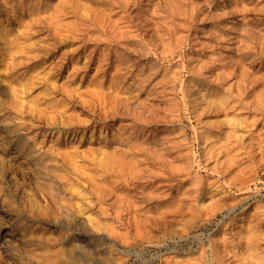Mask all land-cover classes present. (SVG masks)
<instances>
[{
	"label": "rangeland",
	"instance_id": "374dc122",
	"mask_svg": "<svg viewBox=\"0 0 264 264\" xmlns=\"http://www.w3.org/2000/svg\"><path fill=\"white\" fill-rule=\"evenodd\" d=\"M36 1L35 0H29V1L28 0H13L12 2V0H8V1L0 0L1 2L0 3V9H1L0 10V19H1L0 20V28H1L0 29V44L2 43L0 45V54H1L0 55V64H1L0 65L1 67L0 68V79H1L0 80V96L2 97V98L0 97V105L2 103V105L0 106V112L2 111L0 113V139L2 138L0 140V232H1L0 233L1 235L0 236V264H113V263L115 264H118V263L119 264H161V263L162 264H174V261H178V260L180 262L178 261L175 264H182L183 262L184 263L186 262L187 264H194V263L195 264H210V263L211 264H216V263L222 264L223 262L224 264H227V263L228 264L230 263L232 264L233 263L234 264H248V263L249 264H257V263L260 264V261L262 264H264V261H263L264 260V255H263L264 254V235H263L264 233L263 231L264 229V209H263L264 208V155H263L264 154V151H263L264 150L263 149L264 148V141H263L264 140L263 138L264 137V126H263L264 125V113H263L264 103L262 104L263 105L262 107H259L258 104L255 102V100L259 101L260 97H263L262 98L263 101L261 100L260 101L264 102V94L263 92L260 93V89L262 88L263 83H264V76H263L264 75L263 73L264 72V53H263L264 51L262 52V50L264 49V42H263L264 41V19H263L264 18V13H263L264 12V2H263L264 0H256V1L255 0H242V1L241 0H229V1L228 0H210L209 2L208 0H205L206 2H204V0L202 1L201 0H198V1L197 0H180L181 2H179V0H169V1L168 0L166 1L165 0L163 1L161 0L160 1L159 0H156V1L154 0H132V1L131 0H110V1L109 0H99V1L98 0H76L78 2H75V0H72V1L67 0L70 3V5L68 4L66 0H65L66 2L64 0H48V1L47 0H41V1L36 0ZM236 4H238V7ZM80 5L82 7H80ZM90 5L92 7H90ZM207 5L209 6V8L207 7ZM230 5H232V7L234 5V7L232 8ZM257 6L259 9L256 8ZM21 8H23L24 11L21 10ZM54 8H56L57 10ZM146 8L148 9L150 8V9L148 10ZM153 8H154V11L152 10ZM172 8L173 10H171ZM223 8H224V11L222 10ZM54 10L58 12L57 13L53 12ZM200 10H202V12ZM139 11L142 13H140ZM185 13L187 14V16ZM44 14L45 15L47 14V15L45 16ZM34 15L36 18L34 17ZM50 15H52L54 18ZM154 15L156 16V18L154 17ZM32 16L34 18H32ZM47 16L49 17V19ZM159 18H161V20ZM25 19H27V22ZM115 19L118 21H116ZM207 19L209 20L207 21ZM257 20H259L260 22ZM23 21H24V24H23ZM43 21H45V23H43ZM28 23H30L31 25ZM61 24H64V26ZM27 25H30V26H27ZM89 25L90 27H88ZM118 25L120 26L121 29L119 28ZM63 27L65 28L63 29ZM45 28L47 30H45ZM9 29H11L12 31L11 30L9 31ZM104 29L106 32L104 31ZM168 29L170 30L168 31ZM66 31L70 32V34ZM90 31H92L93 33H91ZM221 31L223 32L224 35L220 33ZM241 31L243 32L241 33ZM20 32H22V34L24 35H22ZM94 33L95 34L97 33V35H94ZM60 34L63 36H61ZM74 34L77 36H75ZM4 36H6L5 37L6 39L4 38ZM212 36H214L215 38ZM239 36H240V39H239ZM30 37L33 39V41ZM237 41L239 42V44ZM20 44L22 45L24 44V45L22 46ZM164 44L166 45L164 46ZM233 46H235V49ZM3 47L5 48L3 49ZM20 48L23 50H21ZM88 50H90L91 53ZM213 50L216 52H214ZM230 52H232L233 55ZM28 53H29L30 60H28L29 59ZM11 54L13 55L12 57H11ZM104 54L105 56H103ZM229 54L231 55L229 56ZM240 56H242V58ZM85 57H88V58H85ZM103 57H105V60ZM229 57H231L232 59ZM84 58L86 60H84ZM14 59L16 60V62H13L15 61ZM37 59H39V61ZM121 59L124 61H122ZM236 59H239L238 62ZM253 60L254 61L256 60V61L254 62ZM87 61L89 62V64ZM99 61H101V63ZM221 61H224V62L226 61V62L224 63ZM229 61L230 62L232 61L233 63H230ZM19 62L20 64H18ZM58 62H60V64ZM152 63L153 64L156 63V65H153ZM9 65L12 68L14 66L16 68L14 67L12 69ZM157 65L158 67H156ZM205 65H208L209 67L208 66L206 67ZM96 67H98V69ZM47 68L49 69L47 70ZM93 69L94 70L96 69V71L98 72H95V71L93 72ZM107 69L109 70L107 71ZM248 69L251 72H249ZM210 70L213 72H211ZM216 70L218 73L216 72ZM127 71L130 73V75ZM203 71L205 72V74ZM23 72L25 73L23 74ZM214 72L216 75L214 74ZM29 73L32 75V77ZM68 73H69V76H68ZM80 73H83V74H80ZM36 75L39 76L38 79ZM114 75H116V77ZM219 75L221 77H219ZM255 75H257L258 78ZM242 76L243 78H240ZM91 78H92V81H91ZM111 78L112 79L114 78L115 80L113 79L114 81H112ZM210 78L214 82L210 80ZM40 80L42 81L40 82ZM228 80H230L229 81L230 84L227 82ZM83 81L86 82L87 84L84 83ZM190 81H192V83H190ZM251 81L252 82L254 81L255 84L254 82L252 83ZM259 81H260V84H258ZM23 82H25V84ZM59 84L61 87L58 86ZM81 84H84V85H81ZM241 84H242V87H241ZM76 85H77V88H75ZM190 85L193 87H191ZM52 86L54 88H52ZM56 86H58L59 88ZM101 86H104V87H101ZM108 86H109V89H108ZM238 87H240V89ZM46 88L48 90H46ZM105 88H107L108 90L106 91ZM44 90H45L44 93L41 92ZM208 90H210V92ZM256 90H259V91H256ZM46 92L49 94H47ZM68 92L70 94H68ZM109 93H112V94H109ZM239 93H242V94L238 95ZM13 94H15L16 96ZM74 94H77L78 96ZM91 95H93V97H91ZM208 95L209 97H207ZM26 96L29 98H27ZM31 96L35 98V102H34V98L33 100H31L32 99ZM88 96L90 97V99ZM116 96H118V98H116ZM37 97H40V98H37ZM226 97H228L229 99ZM238 97L241 99H239ZM114 98H116V101L113 100ZM233 99L234 101H232ZM49 100L51 101L49 102ZM9 101H11L10 104L8 103ZM72 101L73 102L75 101V102L73 103ZM211 101L214 104L211 103ZM249 101L250 103H248ZM252 101L255 102V104H253ZM60 102L63 104H60ZM6 103L8 104V106L10 105L11 106L8 107ZM26 103L28 104L26 105ZM36 103H38L39 105ZM230 103L232 104L234 103V104L232 105ZM18 104H21L22 106ZM32 104L34 107L32 106ZM50 104L52 105V107ZM107 104L109 105V107L107 106ZM112 104L115 107L114 106L112 107ZM202 105L203 106L205 105V107H203ZM252 105L256 108L253 109ZM44 106L46 107V109L44 108ZM219 106H224L225 107V109L223 108L224 111L222 107L220 108ZM101 107L103 108V110ZM217 107H219V109ZM51 108L53 111L51 110ZM114 108L116 109V111ZM122 108L123 110H121ZM124 108L126 109V111ZM18 110L22 112L21 115H20L21 112L18 113L19 112ZM104 110H105V113H104ZM107 110L109 112H107ZM10 111L11 112L13 111V113H11ZM63 111L66 113H63ZM114 112L116 114H114ZM30 113L31 115H29ZM133 114H135L136 116ZM246 114H249V115H246ZM35 115H36V118H35ZM66 115H69V116H66ZM16 116L19 118H17ZM28 116H29V119H28ZM50 116L51 118H48ZM62 117L64 118L62 119ZM87 118L89 119V122ZM247 118L248 119L250 118V120H248ZM79 120H81V122ZM55 121L56 123H54ZM127 121H129V123ZM77 122L79 125H77ZM97 122L99 123L98 125H97ZM32 123H33V126H32ZM51 123L52 125H50ZM117 124L120 125L121 127L118 126ZM27 126H30V127H27ZM110 126H111V129H110ZM137 126L138 128H136ZM223 128L224 129L226 128V130H224ZM117 129L119 132L117 131ZM124 132L128 134L129 136L126 135ZM225 133L226 135H224ZM113 134L115 135L118 134V136H114ZM54 136H56L57 138L56 137L53 138ZM120 137L122 138L120 139ZM224 137H226V139ZM57 139L59 140V142ZM249 140H252L250 141L252 143H250ZM220 142H222L223 144ZM114 143L116 145H113ZM124 143L127 145L126 147ZM224 143L225 144L228 143L227 146ZM74 144L76 146H74ZM87 144L90 147L87 146ZM244 144L246 145L244 146ZM117 145H120V146H117ZM140 145L141 146L143 145L144 148L143 146L141 147ZM157 145H159L160 150H158L159 148H157L158 147ZM250 145L251 147H253L252 150L250 149L251 148ZM110 146L111 148H114V149H111ZM221 146L223 147L221 148ZM80 147L84 148V150L81 149ZM134 147L137 149H134ZM237 148L238 150H235ZM96 149H99L100 152L103 151L102 152L103 155L100 154L99 151ZM215 149L216 151H213ZM225 149L228 151H223ZM80 151H84V152H80ZM242 151H244V153ZM93 152H94V155H93ZM112 153H114L115 155ZM225 154L227 155V157ZM239 154L240 155L243 154V155L240 156ZM257 154H259L260 156ZM131 155L132 156L134 155L135 157L131 158ZM156 155L158 156L157 158H156ZM160 155L162 156V158ZM34 156L37 158H35ZM121 156H123L124 158ZM107 157L109 158L108 160H107ZM118 157L119 159H117ZM230 157L231 159H229ZM92 159L94 160L97 159V160L94 161ZM235 159H237L238 162L237 160L235 161ZM226 161L228 163L232 162V164L233 163L234 164L236 163V164L235 166L232 164L226 165L227 163ZM107 162H110L111 164L109 163L105 165V163ZM244 163L246 164V166ZM112 164H113V169H111ZM129 164H130V167H129ZM223 164H225L226 166ZM6 165L9 167H7ZM248 167L250 168L248 169ZM158 168H160L159 171H158ZM229 168L230 170L227 171ZM235 172L237 173L238 176L236 175ZM241 172H243V174H240ZM246 172L247 174H245L244 176V173ZM118 173L121 174L122 176L124 175V177L121 176L122 177L121 178ZM133 175H136V177ZM248 179L250 180L248 181ZM242 180L244 182H242ZM110 181H113V182H110ZM118 181L120 182V184L118 183ZM163 182H165V184ZM134 183L136 185H134ZM140 195L142 196L140 197ZM97 197H99V199ZM140 199L141 200L143 199V200L141 201ZM137 205L140 207H138ZM176 205L178 206L174 207ZM229 207L231 208L229 209ZM191 208H193L192 209L193 211L191 210ZM134 210H137V211L134 212ZM143 212L145 214H143ZM128 214L130 215V217ZM131 215L132 217H134V219L131 218ZM240 216H242L243 218L239 219ZM123 220L124 221L126 220L125 224ZM226 225H228V228ZM249 230L256 233L255 234L257 235L256 238H258L259 241L261 242H259L257 239V241L259 242L258 243L254 239L253 241H251L252 243L248 245L249 239H246V237L250 234ZM125 232L126 234H124ZM130 233L132 234V236ZM245 233L246 234L248 233V234L246 235ZM225 234L226 236H224ZM130 237H132V239ZM212 237H214V240L211 239ZM236 237L238 238L237 239L238 241L236 240ZM216 239H218V241ZM208 240L211 242L209 243ZM215 240H216V243H215ZM213 243L215 246L213 245ZM254 244H256V246ZM211 245L213 246L211 247ZM134 246L136 248H134ZM248 246H250L251 248H249ZM254 247H256L257 249ZM214 248H215V251H214ZM244 248L245 250H243ZM259 249L261 251L263 249L262 253ZM249 250L252 251V253ZM253 250H255V253H253L254 252ZM257 250L260 252H258ZM231 251H234V253ZM218 252H220L218 256H220L221 259H223L224 261L219 259V257L217 256ZM226 252H230L231 254L230 253L227 254ZM136 254L139 256H137ZM198 254L201 255V258L199 257L200 255ZM232 255L234 258L233 260L231 258ZM234 256H236V258ZM168 257H170L171 259ZM173 257L176 260L173 259ZM229 257L231 261L230 259H228ZM248 257H251L252 259ZM253 257L255 258L254 261H253ZM197 258L199 262H197L198 261ZM189 259H192V261H190ZM256 259L260 261L257 262ZM242 260H244L245 262L244 261L242 262ZM165 261H167V263H165Z\"/></svg>",
	"mask_w": 264,
	"mask_h": 264
},
{
	"label": "bare ground",
	"instance_id": "6f19581e",
	"mask_svg": "<svg viewBox=\"0 0 264 264\" xmlns=\"http://www.w3.org/2000/svg\"><path fill=\"white\" fill-rule=\"evenodd\" d=\"M7 1H8V0H7ZM28 1H29V0H28ZM35 1H36V0H35ZM40 1H41V0H40ZM47 1H48V0H47ZM64 1H65V0H64ZM66 1H67V0H66ZM66 1H65V2H66ZM71 1H72V0H71ZM98 1H99V0H98ZM109 1H110V0H109ZM131 1H132V0H131ZM154 1H156V0H154ZM159 1H160V0H159ZM161 1H163V0H161ZM165 1H166V0H165ZM165 1H164V2H165ZM168 1H169V0H168ZM168 1H167V3H168ZM197 1H198V0H197ZM201 1H202V0H201ZM209 1H210V0H208V2H209ZM228 1H229V0H228ZM241 1H242V0H241ZM255 1H256V0H255ZM12 2H13V0H12ZM12 2H11V3H12ZM31 2H32V1H31ZM36 2H37V1H36ZM67 2H68V1H67ZM75 2H78V1L75 0ZM100 2H101V1H100ZM125 2H126V1H125ZM127 2H128V1H127ZM179 2H181V1L179 0ZM204 2H206V1L204 0ZM244 2H245V1H244ZM263 2H264V1H263ZM0 3H1V2H0ZM17 3H18V2H17ZM40 3H41V2H40ZM42 3H43V2H42ZM52 3H53V2H52ZM72 3H73V2H72ZM72 3H71V4H72ZM82 3H83V2H82ZM84 3H85V2H84ZM110 3H111V2H110ZM171 3H173V2H171ZM175 3H176V2H175ZM175 3H174V4H175ZM185 3H186V2H185ZM218 3H219V2H218ZM222 3H223V2H222ZM250 3H251V2H250ZM2 4H3V3H2ZM22 4H23V3H22ZM58 4H59V3H58ZM68 4L70 5L69 2H68ZM88 4H89V3H88ZM106 4H107V3H106ZM128 4H129V3H128ZM142 4H143V3H142ZM165 4H166V3H165ZM181 4H182V3H181ZM197 4H198V3H197ZM206 4H207V3H206ZM232 4H233V2H232ZM245 4H246V3H245ZM252 4H253V3H252ZM257 4H258V3H257ZM25 5H26V4H25ZM29 5H30V4H29ZM32 5H34V4H32ZM74 5H75V4H74ZM74 5H73V6H74ZM77 5H78V3H77ZM77 5H76V6H77ZM81 5H82V4H81ZM81 5H80V7H82ZM147 5H148V4H147ZM176 5H177V4H176ZM185 5H186V4H185ZM195 5H196V4H195ZM195 5H193V6H195ZM198 5H199V4H198ZM200 5H201V4H200ZM203 5H204V4H203ZM216 5H217V4H216ZM236 5H237V7H238V4H236ZM243 5H244V4H243ZM243 5H242V6H243ZM247 5H248V4H247ZM11 6H12V5H11ZM37 6H38V5H37ZM43 6H44V4H43ZM52 6H53V5H52ZM52 6H51V8H52ZM88 6H89V5H88ZM120 6H121V4H120ZM148 6H149V5H148ZM171 6H172V5H171ZM196 6H197V5H196ZM230 6L232 7V5H230ZM242 6H241V7H242ZM4 7H5V6H4ZM12 7H13V6H12ZM20 7H21V6H20ZM32 7H33V6H32ZM90 7H92V6L90 5ZM96 7H97V6H96ZM106 7H107V6H106ZM110 7H111V6H110ZM141 7H142V6H141ZM150 7H151V6H150ZM164 7H165V6H164ZM169 7H170V6H169ZM186 7H187V6H186ZM207 7L209 8L208 5H207ZM207 7H205V8H207ZM226 7H227V6H226ZM231 7H230V8H231ZM233 7H234V5H233ZM233 7H232V8H233ZM30 8H31V7H30ZM36 8H37V7H36ZM36 8H35V10H36ZM41 8H42V7H41ZM48 8H49V7H48ZM62 8H63V7H62ZM87 8H89V7H87ZM98 8H99V7H98ZM114 8H115V7H114ZM123 8H124V7H123ZM131 8H132V7H131ZM144 8H145V7H144ZM156 8H157V7H156ZM156 8H155V9H156ZM159 8H160V7H159ZM170 8H171V7H170ZM210 8H211V7H210ZM221 8H222V6H221ZM221 8H220V9H221ZM235 8H236V7H235ZM248 8H249V6H248ZM251 8H252V7H251ZM256 8H258V6H257ZM262 8H263V7H262ZM9 9H10V8H9ZM12 9H13V8H12ZM15 9H16V8H15ZM45 9H47V8H45ZM54 9H56V8H54ZM76 9H77V7H76ZM107 9H108V8H107ZM119 9H120V8H119ZM146 9H148V8H146ZM149 9H150V8H149ZM149 9H148V10H149ZM161 9H162V8H161ZM168 9H169V8H168ZM184 9H185V8H184ZM196 9H197V7H196ZM214 9H215V8H214ZM228 9H229V8H228ZM237 9H238V8H237ZM258 9H259V8H258ZM0 10H1V9H0ZM5 10H6V9H5ZM7 10H8V9H7ZM21 10H23V8H21ZM33 10H34V8H33ZM40 10H42V9H40ZM51 10H53V9H51ZM56 10H57V9H56ZM56 10H54L53 12H56V13H57L58 11H56ZM58 10H59V9H58ZM65 10H67V9H65ZM65 10H64V11H65ZM113 10H114V9H113ZM152 10L154 11V8H153ZM163 10H164V9H163ZM171 10H173V8H172ZM185 10H186V9H185ZM222 10L224 11V8H223ZM234 10H235V9H234ZM17 11H18V10H17ZM23 11H24V10H23ZM61 11H62V10H61ZM79 11H80V10H79ZM81 11H83V10H81ZM87 11H88V10H87ZM91 11H92V10H91ZM98 11H99V10H98ZM123 11H124V10H123ZM146 11H147V10H146ZM155 11H156V10H155ZM190 11H191V10H190ZM193 11H194V10H193ZM200 11L202 12V10H200ZM200 11H198V12H200ZM206 11H207V10H206ZM209 11H211V10H209ZM237 11H238V10H237ZM248 11H249V10H248ZM39 12H40V11H39ZM85 12H86V11H85ZM96 12H97V11H96ZM118 12H119V11H118ZM127 12H129V11H127ZM139 12H140V11H139ZM147 12H148V11H147ZM161 12H162V11H161ZM181 12H182V11H181ZM203 12H204V11H203ZM239 12H240V11H239ZM241 12H242V11H241ZM11 13H12V12H11ZM14 13H15V11H14ZM48 13H49V12H48ZM59 13H60V12H59ZM59 13H58V14H59ZM63 13H64V12H63ZM75 13H76V12H75ZM92 13H93V12H92ZM109 13H110V12H109ZM109 13H108V14H109ZM134 13H135V12H134ZM136 13H137V12H136ZM140 13H142V12H140ZM155 13H156V12H155ZM165 13H166V12H165ZM192 13H193V12H192ZM204 13H205V12H204ZM235 13H236V12H235ZM247 13H248V12H247ZM263 13H264V12H263ZM263 13H262V14H263ZM53 14H54V13H53ZM77 14H78V13H77ZM118 14H119V13H118ZM118 14H117V15H118ZM145 14H146V13H145ZM169 14H170V13H169ZM180 14H181V13H180ZM185 14H186V13H185ZM185 14H184V15H185ZM201 14H202V13H201ZM208 14H210V13H208ZM244 14H245V13H244ZM11 15H12V14H11ZM22 15H23V14H22ZM42 15H43V14H42ZM44 15H45V14H44ZM46 15H47V14H46ZM46 15H45V16H46ZM56 15H57V14H56ZM65 15H66V14H65ZM72 15H73V14H72ZM74 15H75V14H74ZM81 15H82V14H81ZM88 15H89V14H88ZM105 15H106V13H105ZM110 15H111V14H110ZM126 15H127V14H126ZM132 15H133V14H132ZM147 15H148V14H147ZM165 15H166V14H165ZM198 15H199V14H198ZM202 15H203V14H202ZM214 15H215V14H214ZM222 15H223V14H222ZM232 15H233V14H232ZM238 15H239V14H238ZM250 15H251V14H250ZM13 16H14V15H13ZM40 16H41V15H40ZM45 16H44V17H45ZM50 16H52V15H50ZM57 16H58V15H57ZM78 16H79V15H78ZM89 16H90V15H89ZM92 16H93V14H92ZM92 16H91V17H92ZM98 16H99V15H98ZM98 16H97V17H98ZM113 16H114V15H113ZM161 16H162V15H161ZM167 16H168V15H167ZM186 16H187V14H186ZM190 16H191V15H190ZM200 16H201V15H200ZM219 16H220V15H219ZM219 16H218V17H219ZM225 16H227V15H225ZM240 16H241V15H240ZM260 16H261V15H260ZM15 17H16V16H15ZM21 17H23V16H21ZM34 17H35V15H34ZM34 17L32 16V18H34ZM38 17H39V16H38ZM38 17H37V19H38ZM47 17H48V16H47ZM52 17H53V16H52ZM58 17H59V16H58ZM66 17H67V16H66ZM75 17H76V16H75ZM109 17H110V16H109ZM123 17H124V16H123ZM125 17H126V16H125ZM139 17H140V16H139ZM154 17L156 18L155 15H154ZM157 17H159V16H157ZM172 17H173V16H172ZM220 17H221V16H220ZM244 17H245V16H244ZM248 17H249V16H248ZM248 17H247V18H248ZM2 18H3V17H2ZM8 18H10V17H8ZM16 18H17V17H16ZM35 18H36V17H35ZM53 18H54V17H53ZM63 18H64V17H63ZM67 18H68V17H67ZM73 18H74V17H73ZM76 18H77V17H76ZM84 18H85V17H84ZM115 18H116V17H115ZM151 18H152V16H151ZM155 18H154V19H155ZM163 18H164V17H163ZM190 18H191V17H190ZM190 18H189V19H190ZM193 18H194V17H193ZM195 18H196V17H195ZM241 18H242V17H241ZM251 18H252V17H251ZM261 18H262V17H261ZM12 19H13V18H12ZM44 19H45V18H44ZM48 19H49V17H48ZM59 19H61V18H59ZM64 19H65V18H64ZM70 19H72V18H70ZM78 19H79V18H78ZM93 19H94V18H93ZM105 19H106V18H105ZM112 19H113V18H112ZM133 19H134V18H133ZM133 19H132V20H133ZM146 19H148V18H146ZM159 19L161 20V18H159ZM166 19H167V17H166ZM205 19H206V17H205ZM222 19H223V18H222ZM263 19H264V18H263ZM0 20H1V19H0ZM25 20H26V22H27V19H25ZM30 20H31V19H30ZM30 20H29V21H30ZM32 20H33V19H32ZM40 20H41V19H40ZM86 20H87V19H86ZM88 20H89V19H88ZM115 20H116V19H115ZM130 20H131V19H130ZM136 20H137V19H136ZM163 20H164V19H163ZM172 20H174V19H172ZM186 20H187V19H186ZM194 20H195V19H194ZM201 20H202V19H201ZM208 20H209V19H207V21H208ZM219 20H220V19H219ZM243 20H245V19H243ZM16 21H17V20H16ZM33 21H34V20H33ZM38 21H39V20H38ZM57 21H58V20H57ZM74 21H75V20H74ZM74 21H72V22H74ZM89 21H90V20H89ZM116 21H118V20H116ZM125 21H126V20H125ZM127 21H128V20H127ZM134 21H135V20H134ZM179 21H180V20H179ZM183 21H184V20H183ZM252 21H253V20H252ZM257 21H259V20H257ZM257 21H256V22H257ZM5 22H6V21H5ZM5 22H4V23H5ZM18 22H19V21H18ZM31 22H32V21H31ZM34 22H35V21H34ZM41 22H42V21H41ZM47 22H49V21H47ZM76 22H77V21H76ZM90 22H91V21H90ZM146 22H147V21H146ZM154 22H155V21H154ZM164 22H165V21H164ZM236 22H237V21H236ZM240 22H241V21H240ZM245 22H247V21H245ZM256 22H255V23H256ZM259 22H260V21H259ZM8 23H9V22H8ZM38 23H39V22H38ZM43 23H45V21H43ZM64 23H65V22H64ZM66 23H67V22H66ZM68 23H69V22H68ZM119 23H120V22H119ZM124 23H125V22H124ZM124 23H123V24H124ZM129 23H131V22H129ZM141 23H142V22H141ZM168 23H169V22H168ZM181 23H182V22H181ZM189 23H190V22H189ZM199 23H200V21H199ZM203 23H204V22H203ZM23 24H24V21H23ZM28 24H30V23H28ZM69 24H70V23H69ZM74 24H75V23H74ZM81 24H82V22H81ZM83 24H85V23H83ZM87 24H88V23H87ZM92 24H93V23H92ZM95 24H96V23H95ZM115 24H116V23H115ZM126 24H127V23H126ZM144 24H145V23H144ZM144 24H143V25H144ZM149 24H150V23H149ZM156 24H157V23H156ZM166 24H167V23H166ZM216 24H217V23H216ZM222 24H223V23H222ZM245 24H246V23H245ZM248 24H249V23H248ZM260 24H261V23H260ZM25 25H26V24H25ZM30 25H31V24H30ZM30 25H27V26H30ZM39 25H40V24H39ZM44 25H45V24H44ZM54 25H55V24H54ZM61 25L64 26V24H61ZM107 25H109V24H107ZM107 25H106V26H107ZM127 25H128V24H127ZM143 25H142V26H143ZM145 25H146V24H145ZM170 25H171V24H170ZM196 25H197V24H196ZM219 25H220V24H219ZM225 25H226V24H225ZM232 25H233V24H232ZM239 25H240V24H239ZM239 25H238V26H239ZM242 25H243V24H242ZM27 26H26V27H27ZM46 26H47V25H46ZM118 26H119V25H118ZM132 26H133V25H132ZM132 26H131V27H132ZM137 26H138V24H137ZM153 26H154V25H153ZM189 26H190V25H189ZM213 26H214V25H213ZM215 26H216V25H215ZM233 26H234V25H233ZM253 26H254V24H253ZM258 26H259V25H258ZM4 27H5V26H4ZM32 27H33V26H32ZM65 27H67V26H65ZM65 27H63V29H64ZM73 27H74V26H73ZM88 27H90V25H89ZM139 27H140V26H139ZM144 27H145V26H144ZM160 27H161V26H160ZM169 27H170V26H169ZM169 27H168V28H169ZM185 27H186V26H185ZM231 27H232V26H231ZM235 27H237V26H235ZM235 27H234V28H235ZM76 28H77V27H76ZM84 28H85V27H84ZM119 28H120V26H119ZM124 28H125V27H124ZM127 28H128V27H127ZM136 28H137V27H136ZM141 28H142V27H141ZM178 28H179V27H178ZM189 28H190V27H189ZM240 28H241V27H240ZM0 29H1V28H0ZM29 29H30V28H29ZM35 29H36V28H35ZM38 29H39V28H38ZM38 29H37V30H38ZM68 29H69V28H68ZM87 29H88V28H87ZM120 29H121V28H120ZM187 29H188V28H187ZM206 29H207V28H206ZM242 29H244V28H242ZM242 29H241V30H242ZM251 29H252V28H251ZM255 29H256V28H255ZM261 29H262V28H261ZM10 30H11V29H9V31H10ZM22 30H23V29H22ZM25 30H26V29H25ZM45 30H47V29L45 28ZM53 30H54V28H53ZM53 30H52V31H53ZM58 30H59V29H58ZM76 30H77V29H76ZM82 30H83V29H82ZM90 30H91V29H90ZM140 30H141V29H140ZM146 30H147V29H146ZM169 30H170V29H168V31H169ZM173 30H174V29H173ZM177 30H178V29H177ZM179 30H180V29H179ZM212 30H213V29H212ZM214 30H215V29H214ZM219 30H220V29H219ZM6 31H7V30H6ZM11 31H12V30H11ZM17 31H18V30H17ZM62 31H64V30H62ZM79 31H80V30H79ZM104 31H105V29H104ZM128 31H129V30H128ZM132 31H133V30H132ZM136 31H137V30H136ZM144 31H145V30H144ZM147 31H148V30H147ZM149 31H151V30H149ZM155 31H156V30H155ZM162 31H163V30H162ZM185 31H187V30H185ZM227 31H228V30H227ZM227 31H225V32H227ZM257 31H258V30H257ZM22 32H23V31H22ZM22 32H20V33L22 34ZM24 32H25V31H24ZM30 32H32V31H30ZM38 32H39V31H38ZM38 32H37V33H38ZM46 32H47V31H46ZM66 32H68V31H66ZM73 32H74V31H73ZM77 32H78V31H77ZM90 32L93 33L92 31H90ZM105 32H106V31H105ZM204 32H205V31H204ZM206 32H207V31H206ZM215 32H216V31H215ZM217 32H218V30H217ZM242 32H243V31H241V33H242ZM5 33H6V32H5ZM59 33H60V32H59ZM68 33L70 34V32H68ZM127 33H128V32H127ZM132 33H133V32H132ZM136 33H137V32H136ZM136 33H135V34H136ZM139 33H140V32H139ZM139 33H138V34H139ZM150 33H151V32H150ZM156 33H157V32H156ZM158 33H159V32H158ZM170 33H171V32H170ZM209 33H210V32H209ZM220 33L223 34L222 31H221ZM260 33H261V32H260ZM52 34H53V33H52ZM81 34H82V33H81ZM81 34H80V35H81ZM159 34H160V33H159ZM178 34H179V33H178ZM183 34H184V33H183ZM226 34H227V33H226ZM243 34H244V33H243ZM247 34H248V33H247ZM250 34H251V33H250ZM1 35H2V34H1ZM6 35H7V34H6ZM11 35H12V34H11ZM22 35H24V34H22ZM27 35H28V34H27ZM40 35H41V34H40ZM50 35H51V33H50ZM60 35H61V34H60ZM74 35H75V34H74ZM90 35H92V34H90ZM94 35H97V33H96V34L94 33ZM133 35H134V34H133ZM141 35H142V34H141ZM144 35H146V34H144ZM167 35H168V34H167ZM180 35H181V33H180ZM207 35H208V34H207ZM223 35H224V34H223ZM230 35H231V34H230ZM234 35H235V34H234ZM240 35H241V34H240ZM244 35H245V34H244ZM29 36H31V35H29ZM33 36H34V35H33ZM61 36H63V35H61ZM64 36H65V35H64ZM75 36H77V35H75ZM101 36H102V35H101ZM134 36H135V35H134ZM136 36H137V35H136ZM152 36H153V35H152ZM225 36H226V35H225ZM227 36H228V35H227ZM242 36H243V35H242ZM2 37H3V36H2ZM5 37H6V36H4V38H5ZM37 37H38V36H37ZM57 37H58V36H57ZM66 37H67V36H66ZM137 37H138V36H137ZM142 37H143V36H142ZM145 37H146V36H145ZM170 37H171V36H170ZM170 37H169V38H170ZM212 37H214V36H212ZM217 37H219V36H217ZM8 38H9V37H8ZM16 38H17V37H16ZM20 38H21V37H20ZM22 38H23V37H22ZM30 38H31V37H30ZM59 38H60V37H59ZM122 38H123V37H122ZM166 38H167V37H166ZM187 38H188V37H187ZM214 38H215V37H214ZM226 38H227V37H226ZM234 38H235V37H234ZM234 38H233V39H234ZM243 38H245V37H243ZM243 38H242V39H243ZM249 38H250V37H249ZM251 38H252V37H251ZM5 39H6V38H5ZM31 39H32V38H31ZM68 39H69V37H68ZM88 39H89V37H88ZM88 39H87V40H88ZM151 39H152V38H151ZM163 39H164V38H163ZM192 39H193V38H192ZM218 39H219V38H218ZM239 39H240V36H239ZM242 39H241V40H242ZM55 40H56V38H55ZM57 40H58V39H57ZM65 40H66V39H65ZM95 40H96V39H95ZM121 40H122V39H121ZM167 40H168V39H167ZM200 40H201V39H200ZM247 40H248V39H247ZM2 41H3V40H2ZM7 41H8V39H7ZM20 41H21V40H20ZM20 41H18V42H20ZM32 41H33V39H32ZM62 41H63V40H62ZM78 41H79V40H78ZM122 41H123V40H122ZM165 41H166V40H165ZM176 41H177V40H176ZM198 41H199V40H198ZM232 41H233V40H232ZM232 41H231V42H232ZM3 42H4V41H3ZM26 42H27V41H26ZM74 42H75V41H74ZM83 42H84V41H83ZM88 42H89V41H88ZM126 42H127V41H126ZM195 42H196V41H195ZM195 42H194V43H195ZM209 42H210V41H209ZM217 42H218V41H217ZM237 42H238V41H237ZM244 42H245V41H244ZM263 42H264V41H263ZM8 43H9V42H8ZM8 43H7V45H8ZM30 43H31V42H30ZM33 43H34V42H33ZM96 43H97V41H96ZM104 43H105V42H104ZM136 43H137V41H136ZM189 43H190V42H189ZM214 43H215V42H214ZM226 43H227V42H226ZM246 43H247V42H246ZM252 43H253V42H252ZM260 43H261V42H260ZM1 44H2V43H1ZM1 44H0V45H1ZM12 44H13V43H12ZM26 44H27V43H26ZM26 44H25V45H26ZM34 44H35V43H34ZM34 44H33V45H34ZM40 44H41V43H40ZM71 44H72V43H71ZM77 44H78V43H77ZM120 44H121V43H120ZM124 44H125V42H124ZM127 44H128V43H127ZM170 44H172V43H170ZM211 44H212V43H211ZM222 44H223V43H222ZM229 44H230V42H229ZM235 44H237V43H235ZM238 44H239V42H238ZM242 44H243V42H242ZM256 44H257V43H256ZM20 45H22V44H20ZM23 45H24V44H23ZM23 45H22V46H23ZM75 45H76V44H75ZM75 45H74V46H75ZM121 45H122V44H121ZM142 45H143V44H142ZM147 45H149V44H147ZM165 45H166V44H164V46H165ZM191 45H192V44H191ZM216 45H217V43H216ZM225 45H226V44H225ZM247 45H248V44H247ZM254 45H255V44H254ZM254 45H253V46H254ZM259 45H260V44H259ZM3 46H4V45H3ZM41 46H42V45H41ZM65 46H66V45H65ZM74 46H73V47H74ZM99 46H100V45H99ZM110 46H111V45H110ZM126 46H127V45H126ZM167 46H168V45H167ZM202 46H203V45H202ZM231 46H232V45H231ZM57 47H58V46H57ZM63 47H64V46H63ZM77 47H78V46H77ZM93 47H94V46H93ZM105 47H106V46H105ZM115 47H116V46H115ZM132 47H133V46H132ZM132 47H131V48H132ZM135 47H136V46H135ZM179 47H181V46H179ZM215 47H216V46H215ZM223 47H224V46H223ZM233 47H234V49H235V46H233ZM244 47H245V46H244ZM259 47H260V46H259ZM4 48H5V47H3V49H4ZM10 48H11V47H10ZM22 48H23V47H22ZM69 48H70V47H69ZM75 48H76V47H75ZM96 48H97V47H96ZM142 48H143V47H142ZM199 48H200V47H199ZM218 48H219V47H218ZM247 48H248V47H247ZM254 48H255V47H254ZM257 48H258V46H257ZM20 49H21V48H20ZM28 49H29V48H28ZM37 49H38V48H37ZM89 49H90V48H89ZM91 49H92V48H91ZM103 49H104V48H103ZM112 49H113V48H112ZM117 49H118V48H117ZM134 49H136V48H134ZM203 49H204V48H203ZM205 49H206V48H205ZM226 49H227V48H226ZM226 49H225V50H226ZM248 49H249V48H248ZM252 49H253V48H252ZM16 50H17V49H16ZM21 50H23V49H21ZM34 50H35V49H34ZM60 50H61V49H60ZM92 50H93V49H92ZM92 50H91V51H92ZM110 50H111V49H110ZM197 50H198V49H197ZM201 50H202V49H201ZM241 50H242V49H241ZM259 50H260V48H259ZM261 50H262V49H261ZM4 51H5V50H4ZM4 51H3V52H4ZM8 51H9V50H8ZM24 51H25V50H24ZM28 51H29V50H28ZM28 51H27V52H28ZM36 51H37V50H36ZM44 51H45V50H44ZM46 51H47V50H46ZM64 51H65V49H64ZM74 51H75V49H74ZM79 51H80V50H79ZM88 51L90 52V50H88ZM98 51H99V50H98ZM115 51H116V49H115ZM118 51H119V50H118ZM120 51H121V50H120ZM145 51H146V50H145ZM213 51H214V50H213ZM220 51H221V50H220ZM220 51H219V52H220ZM229 51H230V50H229ZM237 51H239V50H237ZM263 51H264V49L262 50V52H263ZM12 52H13V51H12ZM19 52H20V51H19ZM37 52H38V51H37ZM41 52H42V51H41ZM71 52H72V51H71ZM101 52H102V51H101ZM107 52H108V51H107ZM123 52H124V51H123ZM210 52H211V51H210ZM214 52H216V51H214ZM249 52H250V51H249ZM9 53H10V52H9ZM17 53H18V52H17ZM21 53H22V52H21ZM21 53H20V54H21ZM58 53H59V52H58ZM73 53H74V52H73ZM79 53H80V52H79ZM87 53H88V52H87ZM90 53H91V52H90ZM230 53L232 54V52H230ZM236 53H238V52H236ZM245 53H246V51H245ZM263 53H264V52H263ZM26 54H27V53H26ZM56 54H57V53H56ZM71 54H72V53H71ZM83 54H84V53H83ZM92 54H93V53H92ZM101 54H103V53H101ZM107 54H108V53H107ZM226 54H227V53H226ZM231 54H229V56H230ZM240 54H241V53H240ZM250 54H251V53H250ZM255 54H256V52H255ZM0 55H1V54H0ZM6 55H7V54H6ZM43 55H44V54H43ZM67 55H68V54H67ZM81 55H82V54H81ZM89 55H90V54H89ZM95 55H96V54H95ZM111 55H112V54H111ZM116 55H117V54H116ZM118 55H119V54H118ZM127 55H128V54H127ZM196 55H197V54H196ZM215 55H217V54H215ZM232 55H233V54H232ZM12 56H13V55L11 54V57H12ZM26 56H27V55H26ZM38 56H39V55H38ZM53 56H54V55H53ZM59 56H61V55H59ZM74 56H76V55H74ZM103 56H105V54H104ZM114 56H115V54H114ZM224 56H226V55H224ZM224 56H223V58H224ZM247 56H248V55H247ZM8 57H9V56H8ZM19 57H20V56H19ZM24 57H25V56H24ZM28 57H29V53H28ZM41 57H42V56H41ZM57 57H58V56H57ZM63 57H64V56H63ZM72 57H73V56H72ZM90 57H91V56H90ZM98 57H99V56H98ZM101 57H102V56H101ZM108 57H109V56H108ZM117 57H118V56H117ZM117 57H116V58H117ZM202 57H203V56H202ZM205 57H206V56H205ZM214 57H215V56H214ZM238 57H239V56H238ZM240 57L242 58V56H240ZM262 57H263V55H262ZM9 58H10V57H9ZM34 58H35V57H34ZM85 58H88V57H85ZM85 58H84V60H86ZM96 58H97V57H96ZM103 58H104V60H105V57H103ZM145 58H147V57H145ZM200 58H201V57H200ZM212 58H213V57H212ZM229 58H231V57H229ZM236 58H237V57H236ZM39 59H40V58H39ZM39 59H37V60L39 61ZM56 59H57V58H56ZM60 59H61V58H60ZM82 59H83V58H82ZM89 59H90V58H89ZM89 59H88V60H89ZM106 59H107V58H106ZM122 59H123V58H122ZM122 59H121V60H122ZM135 59H136V58H135ZM140 59H141V58H140ZM204 59H205V58H204ZM204 59H203V61H204ZM210 59H211V57H210ZM231 59H232V58H231ZM254 59H255V58H254ZM14 60H15V59H14ZM28 60H30V57H29ZM75 60H76V59H75ZM100 60H101V59H100ZM112 60H113V59H112ZM118 60H119V58H118ZM207 60H208V59H207ZM236 60H237V62H238L239 59H236ZM245 60H246V58H245ZM21 61H22V60H21ZM21 61H20V62H21ZM23 61H24V60H23ZM35 61H36V60H35ZM44 61H45V60H44ZM53 61H54V60H53ZM93 61H94V60H93ZM97 61H98V60H97ZM122 61H124V60H122ZM131 61H132V60H131ZM142 61H143V60H142ZM210 61H211V60H210ZM218 61H219V60H218ZM232 61H233V60H232ZM232 61H231V62L229 61V62H230V63H233L234 61H233V62H232ZM241 61H242V60H241ZM241 61H240V62H241ZM253 61H254V60H253ZM255 61H256V60H255ZM255 61H254V62H255ZM261 61H262V59H261ZM4 62H5V61H4ZM8 62H9V61H8ZM10 62H11V61H10ZM13 62H16V60L13 61ZM20 62H19L18 64H20ZM27 62H28V61H27ZM50 62H51V61H50ZM61 62H62V61H61ZM79 62H80V61H79ZM82 62H83V61H82ZM85 62H86V61H85ZM85 62H84V63H85ZM87 62H88V61H87ZM90 62H91V61H90ZM99 62L101 63V61H99ZM106 62H107V60H106ZM112 62H113V61H112ZM119 62H120V61H119ZM127 62H128V61H127ZM133 62H134V61H133ZM161 62H162V61H161ZM198 62H199V61H198ZM216 62H217V61H216ZM216 62H214V63H216ZM221 62H224V61H221ZM225 62H226V61H225ZM225 62H224V63H225ZM235 62H236V61H235ZM251 62H252V61H251ZM254 62H253V63H254ZM2 63H3V62H2ZM56 63H57V61H56ZM58 63L60 64V62H58ZM77 63H78V62H77ZM84 63H82V64H84ZM95 63H97V62H95ZM134 63H135V62H134ZM134 63H133V64H134ZM201 63H202V61H201ZM203 63H204V62H203ZM206 63H207V62H206ZM230 63H229V64H230ZM253 63H252V64H253ZM3 64H4V63H3ZM6 64H7V63H6ZM88 64H89V62H88ZM142 64H143V63H142ZM152 64H153V63H152ZM157 64H158V63H157ZM159 64H160V63H159ZM235 64H236V63H235ZM235 64H234V65H235ZM239 64H240V63H239ZM239 64H237V65H239ZM246 64H247V63H246ZM249 64H250V63H249ZM259 64H260V63H259ZM0 65H1V64H0ZM11 65H12V63H11ZM27 65H28V64H27ZM31 65H32V64H31ZM31 65H30V66H31ZM48 65H49V63H48ZM53 65H54V64H53ZM56 65H57V64H56ZM64 65H65V64H64ZM64 65H63V66H64ZM73 65H74V64H73ZM73 65H72V66H73ZM91 65H92V64H91ZM97 65H98V64H97ZM97 65H96V66H97ZM100 65H101V64H100ZM100 65H99V66H100ZM102 65H103V63H102ZM121 65H122V64H121ZM124 65H125V64H124ZM128 65H129V64H128ZM143 65H144V64H143ZM149 65H150V64H149ZM153 65H156V63H154ZM153 65H152V66H153ZM213 65H214V64H213ZM220 65H221V64H220ZM7 66H8V65H7ZM9 66H10V65H9ZM19 66H20V65H19ZM77 66H78V65H77ZM84 66H85V65H84ZM115 66H116V65H115ZM132 66H133V65H132ZM144 66H145V65H144ZM170 66H171V65H170ZM192 66H193V64H192ZM198 66H199V65H198ZM200 66H201V65H200ZM205 66L207 67L208 65H205ZM250 66H251V65H250ZM255 66H256V65H255ZM257 66H258V65H257ZM10 67H11V66H10ZM14 67H15V66H14ZM14 67H13V68H14ZM32 67H33V66H32ZM82 67H83V66H82ZM93 67H94V66H93ZM101 67H102V66H101ZM116 67H117V66H116ZM140 67H141V66H140ZM140 67H139V68H140ZM156 67H158V65H157ZM208 67H209V66H208ZM210 67H211V66H210ZM216 67H217V66H216ZM251 67H252V66H251ZM251 67H250V68H251ZM260 67H261V66H260ZM0 68H1V67H0ZM8 68H9V67H8ZM11 68H12V67H11ZM13 68H12V69H13ZM15 68H16V67H15ZM42 68H43V67H42ZM56 68H58V67H56ZM60 68H61V67H60ZM60 68H59V69H60ZM67 68H68V67H67ZM74 68H75V67H74ZM86 68H87V67H86ZM96 68L98 69V67H96ZM131 68H132V67H131ZM169 68H170V67H169ZM199 68H200V67H199ZM246 68H247V67H246ZM5 69H6V68H5ZM48 69H49V68H47V70H48ZM59 69H58V71H59ZM64 69H65V68H64ZM69 69H70V68H69ZM71 69H72V68H71ZM76 69H77V68H76ZM99 69H100V68H99ZM119 69H120V67H119ZM119 69H118V70H119ZM125 69H126V68H125ZM135 69H136V68H135ZM141 69H142V68H141ZM143 69H144V68H143ZM237 69H238V68H237ZM9 70H10V69H9ZM20 70H21V69H20ZM23 70H24V69H23ZM38 70H39V69H38ZM38 70H37V72H38ZM54 70H55V69H54ZM108 70H109V69H107V71H108ZM131 70H132V69H131ZM149 70H150V69H149ZM149 70H147V71H149ZM173 70H174V68H173ZM201 70H202V69H201ZM201 70H200V71H201ZM205 70H206V69H205ZM226 70H227V69H226ZM254 70H255V69H254ZM63 71H64V70H63ZM83 71H84V69H83ZM94 71H95V72H98V71H96V69H95V70L93 69V72H94ZM100 71H101V70H100ZM103 71H104V70H103ZM107 71H106V72H107ZM116 71H117V70H116ZM196 71H197V70H196ZM210 71H211V70H210ZM237 71H238V70H237ZM240 71H241V70H240ZM248 71H249V69H248ZM27 72H28V71H27ZM66 72H67V71H66ZM68 72H70V71H68ZM73 72H74V71H73ZM75 72H76V71H75ZM77 72H78V71H77ZM113 72H114V70H113ZM118 72H119V71H118ZM125 72H126V71H125ZM127 72H128V71H127ZM130 72H131V71H130ZM133 72H134V71H133ZM142 72H143V71H142ZM193 72H194V71H193ZM201 72H202V71H201ZM203 72H204V71H203ZM211 72H213V71H211ZM216 72H217V70H216ZM224 72H225V71H224ZM228 72H229V71H228ZM249 72H251V71H249ZM24 73H25V72H23V74H24ZM47 73H48V71H47ZM51 73H53V72H51ZM110 73H111V72H110ZM128 73H129V72H128ZM131 73H132V72H131ZM139 73H140V72H139ZM144 73H145V72H144ZM217 73H218V72H217ZM225 73H226V72H225ZM257 73H258V72H257ZM263 73H264V72H263ZM6 74H7V73H6ZM9 74H10V73H9ZM29 74H30V73H29ZM35 74H36V73H35ZM55 74H56V73H55ZM72 74H73V73H72ZM80 74H83V73H80ZM95 74H96V73H95ZM95 74H94V75H95ZM132 74H133V73H132ZM201 74H202V73H201ZM204 74H205V72H204ZM214 74H215V72H214ZM214 74H213V75H214ZM249 74H250V73H249ZM1 75H3V74H1ZM7 75H8V74H7ZM27 75H28V74H27ZM30 75H31V74H30ZM51 75H52V74H51ZM94 75H93V76H94ZM110 75H111V74H110ZM129 75H130V73H129ZM142 75H143V74H142ZM147 75H148V73H147ZM207 75H208V74H207ZM215 75H216V74H215ZM221 75H222V74H221ZM224 75H225V74H224ZM227 75H228V74H227ZM229 75H230V74H229ZM253 75H254V74H253ZM257 75H258V74H257ZM257 75H255V76L258 78ZM260 75H261V74H260ZM11 76H12V75H11ZM36 76H37V75H36ZM36 76H35V78H36ZM45 76H46V75H45ZM47 76H48V74H47ZM47 76H46V77H47ZM52 76H53V75H52ZM55 76H56V75H55ZM68 76H69V73H68ZM99 76H100V75H99ZM114 76L116 77V75H114ZM125 76H126V75H125ZM199 76H200V75H199ZM205 76H206V75H205ZM208 76H209V75H208ZM263 76H264V75H263ZM3 77H4V76H3ZM26 77H27V76H26ZM31 77H32V75H31ZM38 77H39V76H37V79H38ZM91 77H92V76H91ZM100 77H101V76H100ZM110 77H111V76H110ZM112 77H113V76H112ZM128 77H129V76H128ZM143 77H144V76H143ZM190 77H191V76H190ZM212 77H213V76H212ZM219 77H221V76L219 75ZM229 77H230V76H229ZM233 77H234V76H233ZM245 77H246V76H245ZM247 77H248V76H247ZM9 78H10V77H9ZM35 78H34V79H35ZM81 78H82V77H81ZM81 78H80V79H81ZM102 78H103V77H102ZM108 78H109V77H108ZM122 78H123V77H122ZM192 78H193V77H192ZM226 78H228V77H226ZM240 78H243V76L240 77ZM240 78H239V79H240ZM11 79H12V78H11ZM11 79H10V80H11ZM34 79H33V81H34ZM44 79H45V77H44ZM65 79H66V78H65ZM67 79H68V78H67ZM70 79H71V78H70ZM88 79H89V78H88ZM97 79H99V78H97ZM100 79H101V78H100ZM105 79H106V78H105ZM111 79H112V78H111ZM113 79H114V78H113ZM113 79H112V81L115 80V79H114V80H113ZM124 79H125V78H124ZM190 79H191V78H190ZM203 79H204V78H203ZM215 79H216V78H215ZM221 79H222V78H221ZM0 80H1V79H0ZM7 80H8V79H7ZM72 80H73V79H72ZM102 80H103V79H102ZM109 80H110V79H109ZM210 80H212V79L210 78ZM226 80H227V79H226ZM236 80H237V79H236ZM241 80H242V79H241ZM245 80H246V79H245ZM35 81H36V80H35ZM41 81H42V80H40V82H41ZM63 81H64V79H63ZM91 81H92V78H91ZM106 81H107V80H106ZM116 81H117V80H116ZM123 81H124V80H123ZM192 81H194V80H192ZM192 81H190V83H192ZM197 81H198V80H197ZM204 81H205V80H204ZM204 81H203V82H204ZM206 81H207V80H206ZM212 81H213V80H212ZM212 81H210V82H212ZM229 81H230V80H228L227 82L229 83ZM231 81H232V80H231ZM2 82H3V81H2ZM40 82H39V83H40ZM68 82H69V80H68ZM83 82H84V81H83ZM87 82H88V81H87ZM96 82H97V80H96ZM103 82H104V81H103ZM118 82H119V81H118ZM121 82H122V81H121ZM213 82H214V81H213ZM218 82H219V81H218ZM218 82H217V83H218ZM236 82H237V81H236ZM251 82H252V81H251ZM253 82H254V81H253ZM253 82H252V83H253ZM7 83H8V82H7ZM18 83H19V82H18ZM23 83L25 84V82H23ZM23 83H22V84H23ZM37 83H38V82H37ZM37 83H36V84H37ZM70 83H71V82H70ZM70 83H69V84H70ZM73 83H74V82H73ZM79 83H80V82H79ZM84 83H86V82H84ZM114 83H115V82H114ZM128 83H129V82H128ZM137 83H138V82H137ZM188 83H189V82H188ZM228 83H227V85H228ZM4 84H5V82H4ZM8 84H9V83H8ZM56 84H57V82H56ZM86 84H87V83H86ZM112 84H113V83H112ZM201 84H202V83H201ZM208 84H209V82H208ZM208 84H206V85H208ZM220 84H221V83H220ZM229 84H230V83H229ZM246 84H247V83H246ZM254 84H255V82H254ZM258 84H260V81H259ZM29 85H30V84H29ZM41 85H42V84H41ZM47 85H48V84H47ZM54 85H55V83H54ZM81 85H84V84H81ZM93 85H94V84H93ZM97 85H98V84H97ZM104 85H105V84H104ZM108 85H109V84H108ZM137 85H138V84H137ZM139 85H140V84H139ZM210 85H211V84H210ZM218 85H219V84H218ZM227 85H226V86H227ZM235 85H236V83H235ZM251 85H252V84H251ZM58 86H60V84H59ZM58 86H56V87H58ZM74 86H75V85H74ZM74 86H73V88H74ZM135 86H136V84H135ZM185 86H186V85H185ZM190 86H191V85H190ZM214 86H215V85H214ZM224 86H225V85H224ZM224 86H223V87H224ZM243 86H244V85H243ZM259 86H260V85H259ZM11 87H12V86H11ZM13 87H14V86H13ZM60 87H61V86H60ZM87 87H88V86H87ZM101 87H104V86H101ZM106 87H107V86H106ZM140 87H141V86H140ZM187 87H188V86H187ZM191 87H193V86H191ZM191 87H190V88H191ZM194 87H195V86H194ZM201 87H202V86H201ZM216 87H217V86H216ZM232 87H233V86H232ZM241 87H242V84H241ZM244 87H245V86H244ZM246 87H247V86H246ZM252 87H253V86H252ZM260 87H261V86H260ZM260 87H259V88H260ZM15 88H16V87H15ZM23 88H24V87H23ZM26 88H27V87H26ZM31 88H33V87H31ZM31 88H30V89H31ZM38 88H39V87H38ZM52 88H54V87L52 86ZM58 88H59V87H58ZM75 88H77V85H76ZM78 88H79V87H78ZM152 88H153V87H152ZM154 88H155V87H154ZM209 88H210V87H209ZM226 88H227V87H226ZM233 88H234V87H233ZM238 88L240 89V87H238ZM250 88H251V87H250ZM5 89H6V88H5ZM34 89H35V88H34ZM55 89H56V88H55ZM55 89H54V90H55ZM71 89H72V88H71ZM85 89H86V88H85ZM92 89H93V88H92ZM105 89H106V91H107V90L109 89V86H108V89H107V88H105ZM111 89H113V88H111ZM119 89H120V88H119ZM124 89H125V87H124ZM203 89H205V88H203ZM206 89H207V88H206ZM211 89H212V88H211ZM224 89H225V88H224ZM228 89H229V88H228ZM245 89H246V88H245ZM15 90H16V89H15ZM46 90H48V89L46 88ZM52 90H53V89H52ZM63 90H65V89H63ZM63 90H62V91H63ZM77 90H78V89H77ZM101 90H102V89H101ZM101 90H100V91H101ZM121 90H122V88H121ZM148 90H149V89H148ZM200 90H201V88H200ZM217 90H218V89H217ZM220 90H221V89H220ZM235 90H236V89H235ZM247 90H248V89H247ZM261 90H262V91H261ZM6 91H7V90H6ZM6 91H5V92H6ZM21 91H22V89H21ZM37 91H38V90H37ZM55 91H56V90H55ZM68 91H69V90H68ZM72 91H73V90H72ZM88 91H89V90H88ZM96 91H97V90H96ZM98 91H99V90H98ZM102 91H103V90H102ZM106 91H105V92H106ZM154 91H155V90H154ZM187 91H189V90H187ZM193 91H194V90H193ZM203 91H204V90H203ZM208 91L210 92V90H208ZM223 91H225V90H223ZM256 91H259V90H256ZM2 92H3V91H2ZM29 92H30V91H29ZM31 92H32V91H31ZM41 92L44 93L45 90H44V91H41ZM66 92H67V91H66ZM70 92H71V90H70ZM78 92H80V91H78ZM92 92H93V91H92ZM105 92H104V93H105ZM147 92H148V91H147ZM147 92H146V93H147ZM152 92H153V91H152ZM183 92H184V91H183ZM204 92H205V91H204ZM214 92H215V91H214ZM234 92H235V91H234ZM241 92H242V91H241ZM243 92H244V91H243ZM254 92H255V91H254ZM261 92H263V94H264V83H263L262 88L260 89V93H261ZM12 93H14V92H12ZM23 93H24V92H23ZM37 93H38V92H37ZM46 93H47V92H46ZM54 93H55V92H54ZM96 93H98V92H96ZM117 93H118V92H117ZM205 93H206V92H205ZM236 93H237V91H236ZM246 93H247V92H246ZM250 93H251V92H250ZM27 94H28V93H27ZM29 94H30V93H29ZM47 94H49V93H47ZM50 94H51V93H50ZM68 94H70V93L68 92ZM81 94H82V93H81ZM107 94H108V93H107ZM109 94H112V93H109ZM113 94H114V93H113ZM151 94H152V93H151ZM197 94H198V93H197ZM216 94H217V92H216ZM240 94H242V93H239L238 95H240ZM255 94H256V93H255ZM3 95H4V94H3ZM13 95H15V94H13ZM13 95H12V96H13ZM21 95H22V94H21ZM43 95H44V94H43ZM74 95H77V94H74ZM83 95H84V94H83ZM94 95H95V93H94ZM103 95H105V94H103ZM185 95H186V94H185ZM191 95H192V94H191ZM198 95H199V94H198ZM221 95H222V94H221ZM249 95H251V94H249ZM15 96H16V95H15ZM38 96H39V94H38ZM72 96H73V95H72ZM77 96H78V95H77ZM101 96H102V94H101ZM105 96H107V95H105ZM111 96H113V95H111ZM195 96H196V95H195ZM199 96H200V95H199ZM214 96H215V95H214ZM230 96H231V95H230ZM241 96H242V95H241ZM0 97H1V96H0ZM26 97H27V96H26ZM31 97H32V96H31ZM41 97H42V95H41ZM47 97H48V95H47ZM68 97H69V96H68ZM88 97H89V96H88ZM91 97H93V95H91ZM145 97H146V96H145ZM184 97H185V96H184ZM188 97H189V95H188ZM203 97H204V96H203ZM203 97H202V98H203ZM205 97H206V96H205ZM207 97H209V95H208ZM216 97H217V96H216ZM222 97H223V96H222ZM234 97H235V95H234ZM234 97H233V98H234ZM247 97H248V95H247ZM256 97H257V96H256ZM1 98H2V97H1ZM17 98H18V96H17ZM27 98H29V97H27ZM27 98H26V99H27ZM33 98H34V97H32V99H31V98H30V99L33 100ZM37 98H40V97H37ZM63 98H64V96H63ZM77 98H78V97H77ZM83 98H85V97H83ZM83 98H82V99H83ZM106 98H107V97H106ZM108 98H109V97H108ZM116 98H118V96H116ZM116 98H114L113 100L116 101ZM149 98H151V97H149ZM152 98H153V97H152ZM218 98H219V97H218ZM226 98H228V97H226ZM238 98H239V97H238ZM262 98H263V97H260V98H259V101L255 100V102L258 104L259 107H262V106H263L262 104H263L264 102H261V101H263ZM10 99H11V98H10ZM14 99H15V98H14ZM21 99H22V98H21ZM21 99H20V100H21ZM26 99H25V100H26ZM48 99H49V98H48ZM69 99H70V98H69ZM80 99H81V98H80ZM89 99H90V97H89ZM109 99H110V98H109ZM109 99H108V100H109ZM195 99H196V98H195ZM206 99H207V98H206ZM210 99H212V98H210ZM220 99H221V97H220ZM228 99H229V98H228ZM230 99H231V98H230ZM239 99H241V98H239ZM248 99H249V98H248ZM8 100H9V99H8ZM8 100H7V101H8ZM12 100H13V99H12ZM16 100H17V99H16ZM16 100H15V101H16ZM28 100H29V99H28ZM38 100H39V99H38ZM41 100H42V98H41ZM56 100H57V99H56ZM59 100H60V99H59ZM65 100H66V99H65ZM70 100H71V99H70ZM99 100H101V99H99ZM207 100H208V99H207ZM244 100H245V99H244ZM244 100H243V101H244ZM260 100H261V101H260ZM1 101H2V100H1ZM3 101H4V100H3ZM7 101H5V102H7ZM29 101H30V100H29ZM29 101H28V102H29ZM50 101H51V100H49V102H50ZM52 101H53V100H52ZM54 101H55V100H54ZM78 101H79V100H78ZM102 101H103V100H102ZM110 101H111V100H110ZM197 101H198V100H197ZM205 101H206V100H205ZM205 101H204V102H205ZM225 101H226V100H225ZM225 101H224V102H225ZM232 101H234V99H233ZM239 101H240V100H239ZM241 101H242V100H241ZM12 102H14V101H12ZM20 102H21V101H20ZM26 102H27V101H26ZM34 102H35V98H34ZM45 102H46V101H45ZM72 102H73V101H72ZM74 102H75V101H74ZM74 102H73V103H74ZM80 102H81V101H80ZM112 102H113V101H112ZM202 102H203V100H202ZM202 102H201V103H202ZM252 102H253V101H252ZM255 102H253V104H255ZM8 103L10 104L11 101H9ZM16 103H17V102H16ZM23 103H24V102H23ZM54 103H55V102H54ZM90 103H91V102H90ZM93 103H94V102H93ZM108 103H109V102H108ZM113 103H114V102H113ZM115 103H116V102H115ZM197 103H198V102H197ZM211 103H213V102L211 101ZM215 103H217V102H215ZM237 103H238V102H237ZM248 103H250V101H249ZM4 104H5V103H4ZM27 104H28V103H26V105H27ZM36 104H38V103H36ZM60 104H63V103L60 102ZM65 104H66V103H65ZM77 104H78V103H77ZM119 104H121V103H119ZM123 104H124V103H123ZM125 104H126V103H125ZM213 104H214V103H213ZM219 104H220V103H219ZM230 104H232V103H230ZM233 104H234V103H233ZM233 104H232V105H233ZM1 105H2V103H1ZM1 105H0V106H1ZM6 105L8 106L7 103H6ZM14 105H15V104H14ZM18 105H21V104H18ZM26 105H25V106H26ZM29 105H31V104H29ZM38 105H39V104H38ZM50 105H51V104H50ZM50 105H49V106H50ZM56 105H57V104H56ZM66 105H67V104H66ZM220 105H221V104H220ZM222 105H224V104H222ZM228 105H229V104H228ZM241 105H242V104H241ZM241 105H240V106H241ZM243 105H244V103H243ZM10 106H11V105H10ZM10 106H8V107H10ZM21 106H22V105H21ZM32 106H33V104H32ZM81 106H82V104H81ZM102 106H103V104H102ZM107 106L109 107L108 104H107ZM113 106H114V105L112 104V107H113ZM119 106H120V105H119ZM122 106H123V105H122ZM199 106H200V105H199ZM202 106H203V105H202ZM215 106H217V105H215ZM245 106H246V105H245ZM248 106H249V104H248ZM248 106H247V108H248ZM252 106H253V105H252ZM33 107H34V106H33ZM36 107H37V105H36ZM51 107H52V105H51ZM60 107H61V105H60ZM64 107H65V106H64ZM96 107H98V106H96ZM112 107H111V108H112ZM114 107H115V106H114ZM203 107H205V105H204ZM219 107H220V108L222 107V109H223V108L225 109L224 106H219ZM219 107H217V108L219 109ZM3 108H4V107H3ZM13 108H14V107H13ZM15 108H16V107H15ZM18 108H19V107H18ZM18 108H17V109H18ZM22 108H23V107H22ZM26 108H27V107H26ZM28 108H29V107H28ZM44 108L46 109L45 106H44ZM66 108H67V107H66ZM90 108H91V107H90ZM94 108H95V107H94ZM101 108H102V107H101ZM101 108H99V109H101ZM105 108H106V107H105ZM125 108H127V107H125ZM125 108H124V109H125ZM210 108H211V107H210ZM236 108H237V107H236ZM242 108H243V107H242ZM244 108H246V107H244ZM254 108H256V107L253 106V109H254ZM17 109H15V110H17ZM20 109H21V108H20ZM38 109H39V108H38ZM41 109H42V108H41ZM41 109H40V110H41ZM56 109H57V108H56ZM60 109H61V108H60ZM108 109H109V108H108ZM114 109H115V108H114ZM203 109H204V108H203ZM207 109H208V108H207ZM224 109H223V111H224ZM2 110H3V109H2ZM5 110H7V109H5ZM22 110H23V109H22ZM25 110H26V109H25ZM35 110H36V109H35ZM51 110H52V108H51ZM62 110H63V109H62ZM65 110H67V109H65ZM102 110H103V108H102ZM118 110H119V109H118ZM121 110H123V108H122ZM229 110H230V109H229ZM236 110H237V109H236ZM247 110H248V109H247ZM18 111H19V110H18ZM28 111H29V110H28ZM28 111H27V112H28ZM32 111H34V110H32ZM32 111H30V112H32ZM42 111H43V110H42ZM49 111H50V109H49ZM52 111H53V110H52ZM90 111H91V110H90ZM92 111H93V110H92ZM97 111H98V110H97ZM110 111H111V110H110ZM115 111H116V109H115ZM125 111H126V109H125ZM213 111H214V110H213ZM255 111H256V110H255ZM1 112H2V111H1ZM1 112H0V113H1ZM7 112H9V111H7ZM10 112H11V111H10ZM20 112H21V111H19L18 113H20ZM23 112H24V111H23ZM39 112H40V111H39ZM47 112H48V110H47ZM68 112H69V111H68ZM68 112H67V113H68ZM99 112H100V111H99ZM101 112H102V111H101ZM107 112H109V111L107 110ZM217 112H218V110H217ZM226 112H227V111H226ZM240 112H241V111H240ZM243 112H244V111H243ZM256 112H257V111H256ZM11 113H13V111H12ZM28 113H29V112H28ZM50 113H51V111H50ZM50 113H49V114H50ZM63 113H66V112L63 111ZM74 113H76V112H74ZM104 113H105V110H104ZM121 113H122V112H121ZM123 113H124V112H123ZM263 113H264V112H263ZM21 114H22V112L20 113V115H21ZM36 114H37V112H36ZM38 114H39V113H38ZM42 114H44V113H42ZM46 114H48V113H46ZM54 114H55V113H54ZM77 114H79V113H77ZM98 114H99V113H98ZM110 114H111V113H110ZM114 114H116V113L114 112ZM124 114H125V113H124ZM124 114H123V115H124ZM29 115H31V113H30ZM39 115H40V114H39ZM64 115H65V114H64ZM73 115H74V114H73ZM123 115H122V116H123ZM133 115H135V114H133ZM242 115H243V114H242ZM246 115H249V114H246ZM246 115H244V116H246ZM44 116H45V115H44ZM44 116H43V117H44ZM53 116H54V115H53ZM66 116H69V115H66ZM92 116H93V114H92ZM92 116H91V117H92ZM97 116H98V115H97ZM120 116H121V114H120ZM127 116H128V114H127ZM135 116H136V115H135ZM146 116H147V115H146ZM240 116H241V115H240ZM250 116H251V115H250ZM258 116H259V114H258ZM16 117H17V116H16ZM16 117H15V118H16ZM21 117H22V116H21ZM32 117H33V116H32ZM39 117H40V116H39ZM39 117H38V118H39ZM46 117H47V116H46ZM71 117H72V116H71ZM123 117H124V116H123ZM241 117H242V116H241ZM5 118H6V117H5ZM17 118H19V117H17ZM35 118H36V115H35ZM48 118H51V116L48 117ZM53 118H54V117H53ZM63 118H64V117H62V119H63ZM73 118H75V117H73ZM77 118H78V117H77ZM82 118H83V117H82ZM127 118H128V117H127ZM138 118H139V117H138ZM3 119H4V118H3ZM12 119H13V118H12ZM28 119H29V116H28ZM54 119H55V118H54ZM66 119H67V118H66ZM69 119H70V118H69ZM71 119H72V118H71ZM87 119H88V118H87ZM118 119H119V118H118ZM118 119H117V120H118ZM135 119H137V118H135ZM141 119H142V118H141ZM240 119H241V118H240ZM247 119H248V118H247ZM247 119H246V120H247ZM7 120H8V119H7ZM9 120H10V119H9ZM45 120H46V119H45ZM48 120H49V119H48ZM82 120H83V119H82ZM84 120H85V119H84ZM102 120H103V119H102ZM107 120H108V119H107ZM133 120H134V119H133ZM139 120H140V119H139ZM144 120H145V119H144ZM241 120H242V119H241ZM246 120H245V121H246ZM248 120H250V118H249ZM248 120H247V121H248ZM37 121H38V120H37ZM50 121H51V120H50ZM53 121H54V120H53ZM63 121H64V120H63ZM63 121H61V122H63ZM79 121L81 122V120H79ZM79 121H78V122H79ZM125 121H126V120H125ZM253 121H254V120H253ZM13 122H14V121H13ZM24 122H25V121H24ZM39 122H40V121H39ZM47 122H48V121H47ZM47 122H46V123H47ZM73 122H74V121H73ZM78 122H77V125H79ZM85 122H86V121H85ZM88 122H89V119H88ZM102 122H103V121H102ZM105 122H106V121H105ZM105 122H104V123H105ZM127 122L129 123V121H127ZM134 122H135V121H134ZM238 122H239V121H238ZM238 122H237V123H238ZM254 122H255V121H254ZM17 123H18V122H17ZM19 123H20V122H19ZM26 123H27V122H26ZM54 123H56V121H55ZM54 123H53V124H54ZM59 123H60V121H59ZM63 123H65V122H63ZM120 123H121V122H120ZM120 123H119V124H120ZM122 123H123V122H122ZM143 123H144V122H143ZM246 123H248V122H246ZM249 123H251V122H249ZM256 123H257V122H256ZM5 124H6V123H5ZM21 124H22V122H21ZM35 124H37V123H35ZM61 124H62V123H61ZM98 124H99V123L97 122V125H98ZM105 124H106V123H105ZM111 124H112V122H111ZM123 124H124V123H123ZM239 124H240V123H239ZM50 125H52V123H51ZM66 125H67V124H66ZM106 125H107V124H106ZM117 125H118V124H117ZM132 125H133V123H132ZM247 125H248V124H247ZM252 125H253V124H252ZM12 126H13V125H12ZM30 126H31V125H30ZM30 126H27V127H30ZM32 126H33V123H32ZM41 126H42V125H41ZM63 126H64V125H63ZM104 126H105V125H104ZM112 126H113V125H112ZM118 126H120V125H118ZM126 126H127V125H126ZM135 126H136V124H135ZM135 126H133V127H135ZM263 126H264V125H263ZM35 127H36V126H35ZM81 127H82V125H81ZM96 127H97V126H96ZM100 127H101V126H100ZM120 127H121V126H120ZM120 127H119V129H120ZM260 127H261V126H260ZM4 128H5V127H4ZM31 128H32V127H31ZM37 128H39V127H37ZM55 128H56V127H55ZM55 128H54V129H55ZM60 128H61V127H60ZM64 128H65V127H64ZM66 128H67V127H66ZM74 128H75V127H74ZM136 128H138V126H137ZM141 128H142V127H141ZM45 129H46V128H45ZM57 129H58V128H57ZM110 129H111V126H110ZM123 129H124V127H123ZM123 129H122V130H123ZM126 129H127V128H126ZM139 129H140V127H139ZM139 129H138V130H139ZM223 129H224V128H223ZM228 129H230V128H228ZM228 129H227V130H228ZM59 130H61V129H59ZM98 130H99V129H98ZM128 130H129V129H128ZM224 130H226V128H225ZM251 130H252V128H251ZM9 131H10V130H9ZM54 131H55V130H54ZM72 131H73V130H72ZM76 131H77V130H76ZM94 131H95V130H94ZM104 131H106V130H104ZM117 131H118V129H117ZM131 131H132V129H131ZM147 131H148V130H147ZM50 132H51V131H50ZM113 132H114V131H113ZM113 132H112V133H113ZM118 132H119V131H118ZM127 132H128V131H127ZM134 132H135V131H134ZM93 133H94V132H93ZM101 133H102V132H101ZM110 133H111V132H110ZM124 133H125V132H124ZM124 133H123V134H124ZM129 133H130V131H129ZM137 133H138V132H137ZM137 133H136V134H137ZM145 133H146V132H145ZM148 133H149V132H148ZM217 133H218V132H217ZM251 133H252V132H251ZM53 134H54V133H53ZM99 134H100V133H99ZM104 134H105V133H104ZM120 134H122V133H120ZM125 134H126V133H125ZM142 134H143V133H142ZM242 134H243V133H242ZM58 135H59V134H58ZM109 135H110V134H109ZM113 135H114V136H118V134H116V135L113 134ZM126 135H128V134H126ZM132 135H133V133H132ZM224 135H226V133H225ZM227 135H228V134H227ZM7 136H8V135H7ZM74 136H75V135H74ZM91 136H92V135H91ZM119 136H120V135H119ZM121 136H122V135H121ZM128 136H129V135H128ZM240 136H241V135H240ZM55 137H56V136H54L53 138H55ZM108 137H109V136H108ZM112 137H113V136H112ZM124 137H126V136H124ZM144 137H145V136H144ZM245 137H246V136H245ZM245 137H244V138H245ZM249 137H250V136H249ZM8 138H10V137H8ZM56 138H57V137H56ZM58 138H59V137H58ZM69 138H70V137H69ZM110 138H111V137H110ZM118 138H119V137H118ZM121 138H122V137H120V139H121ZM126 138H128V137H126ZM126 138H125V139H126ZM131 138H132V137H131ZM135 138H136V137H135ZM142 138H143V137H142ZM142 138H141V140H142ZM224 138L226 139V137H224ZM224 138H223V139H224ZM228 138H229V137H228ZM244 138H243V139H244ZM254 138H255V137H254ZM263 138H264V137H263ZM263 138H262V139H263ZM1 139H2V138H1ZM1 139H0V140H1ZM6 139H7V137H6ZM62 139H63V138H62ZM73 139H75V138H73ZM78 139H79V138H78ZM84 139H85V138H84ZM88 139H89V138H88ZM97 139H98V138H97ZM97 139H96V140H97ZM113 139H114V138H113ZM223 139H222V140H223ZM230 139H231V138H230ZM238 139H239V138H238ZM250 139H251V138H250ZM9 140H10V139H9ZM9 140H8V141H9ZM55 140H56V139H55ZM57 140H58V139H57ZM117 140H118V139H117ZM122 140H123V139H122ZM134 140H135V139H134ZM161 140H162V139H161ZM161 140H160V142H161ZM234 140H235V138H234ZM234 140H233V141H234ZM5 141H6V140H5ZM10 141H11V140H10ZM110 141H111V140H110ZM120 141H121V140H120ZM125 141H126V140H125ZM130 141H131V140H130ZM136 141H137V140H136ZM144 141H145V140H144ZM147 141H148V140H147ZM150 141H151V140H150ZM238 141H239V140H238ZM250 141H252V140H249V142H250ZM263 141H264V140H263ZM58 142H59V140H58ZM61 142H62V141H61ZM63 142H64V141H63ZM72 142H73V141H72ZM76 142H77V141H76ZM116 142H117V141H116ZM121 142H122V141H121ZM155 142H156V141H155ZM157 142H158V141H157ZM167 142H168V141H167ZM167 142H166V143H167ZM227 142H228V141H227ZM230 142H231V141H230ZM235 142H236V141H235ZM240 142H241V141H240ZM247 142H248V141H247ZM68 143H70V142H68ZM82 143H83V142H82ZM91 143H92V142H91ZM93 143H94V142H93ZM110 143H111V142H110ZM140 143H141V142H140ZM158 143H159V142H158ZM164 143H165V142H164ZM220 143H222V142H220ZM225 143H226V142H225ZM225 143H224V144H225ZM245 143H246V142H245ZM250 143H252V142H250ZM5 144H6V142H5ZM66 144H67V143H66ZM66 144H65V145H66ZM118 144H120V143H118ZM124 144H125V143H124ZM138 144H139V143H138ZM222 144H223V143H222ZM227 144H228V143H227ZM227 144H225V145L227 146ZM260 144H261V143H260ZM55 145H56V144H55ZM113 145H116V144L114 143ZM168 145H169V144H168ZM217 145H218V144H217ZM230 145H231V144H230ZM230 145H229V146H230ZM242 145H243V144H242ZM242 145H241V146H242ZM245 145H246V144H244V146H245ZM262 145H263V144H262ZM53 146H54V145H53ZM66 146H67V145H66ZM74 146H76V145L74 144ZM83 146H84V145H83ZM87 146H89V145L87 144ZM87 146H86V147H87ZM117 146H120V145H117ZM126 146H127V145L125 144V147H126ZM140 146H141V145H140ZM142 146H143V145H142ZM142 146H141V147H142ZM147 146H148V145H147ZM157 146H158L157 148H159V145H157ZM247 146H248V145H247ZM247 146H246V147H247ZM8 147H9V146H8ZM57 147H58V146H57ZM62 147H63V146H62ZM64 147H65V146H64ZM69 147H70V146H69ZM72 147H73V146H72ZM89 147H90V146H89ZM108 147H109V146H108ZM137 147H138V146H137ZM170 147H171V145H170ZM222 147H223V146H221V148H222ZM230 147H231V146H230ZM239 147H240V146H239ZM246 147H245V148H246ZM250 147H251V145H250ZM250 147H249V148H250ZM259 147H260V146H259ZM70 148H71V147H70ZM80 148H81V147H80ZM87 148H88V147H87ZM87 148H86V149H87ZM91 148H92V147H91ZM98 148H99V147H98ZM102 148H103V147H102ZM102 148H101V149H102ZM110 148H111V146H110ZM143 148H144V146H143ZM145 148H146V147H145ZM163 148H164V147H163ZM163 148H162V149H163ZM168 148H169V146H168ZM218 148H219V147H218ZM218 148H217V149H218ZM221 148H220V149H221ZM224 148H225V147H224ZM231 148H232V147H231ZM243 148H244V147H243ZM252 148H253V147H251L250 149L252 150ZM2 149H3V148H2ZM11 149H12V148H11ZM58 149H59V148H58ZM58 149H57V151H58ZM81 149L84 150V148H81ZM105 149H106V148H105ZM107 149H108V148H107ZM111 149H114V148H111ZM127 149H128V148H127ZM134 149H137V148L134 147ZM149 149H150V148H149ZM155 149H156V148H155ZM227 149H228V147H227ZM233 149H234V148H233ZM255 149H256V148H255ZM263 149H264V148H263ZM30 150H31V149H30ZM49 150H50V149H49ZM71 150H73V149H71ZM79 150H80V149H79ZM79 150H77V151H79ZM92 150H93V149H92ZM92 150H91V151H92ZM96 150L99 151V149H96ZM115 150H116V149H115ZM130 150H131V149H130ZM142 150H143V149H142ZM158 150H160V148H159ZM164 150H165V149H164ZM235 150H238V148L235 149ZM241 150H242V149H241ZM260 150H261V148H260ZM11 151H12V150H11ZM50 151H51V150H50ZM63 151H64V150H63ZM77 151H76V152H77ZM85 151H86V150H85ZM87 151H88V150H87ZM106 151H107V150H106ZM106 151H105V152H106ZM118 151H119V150H118ZM126 151H127V150H126ZM140 151H141V149H140ZM150 151H151V150H150ZM161 151H162V150H161ZM213 151H216V149L213 150ZM219 151H220V150H219ZM223 151H228V150L225 149V150H223ZM229 151H230V150H229ZM255 151H257V150H255ZM258 151H259V150H258ZM263 151H264V150H263ZM1 152H2V151H1ZM9 152H10V151H9ZM16 152H17V151H16ZM19 152H20V151H19ZM32 152H33V151H32ZM80 152H84V151H80ZM80 152H78V153H80ZM102 152H103V151H102ZM102 152L99 151L100 154H102ZM105 152H104V153H105ZM107 152H108V151H107ZM135 152H136V151H135ZM144 152H145V150H144ZM148 152H149V151H148ZM153 152H154V151H153ZM239 152H240V151H239ZM242 152L244 153V151H242ZM253 152H254V151H253ZM64 153H65V152H64ZM119 153H120V152H119ZM130 153H131V152H130ZM130 153H129V154H130ZM226 153H227V152H226ZM228 153H229V152H228ZM235 153H236V152H235ZM245 153H247V152H245ZM257 153H258V152H257ZM11 154H13V153H11ZM87 154H88V153H87ZM89 154H90V153H89ZM112 154H114V153H112ZM123 154H125V153H123ZM126 154H127V153H126ZM132 154H133V153H132ZM143 154H144V153H143ZM220 154H221V153H220ZM231 154H232V152H231ZM249 154H250V153H249ZM255 154H256V153H255ZM259 154H260V153H259ZM259 154H257V155H259ZM8 155H9V154H8ZM16 155H17V154H16ZM62 155H63V154H62ZM93 155H94V152H93ZM102 155H103V154H102ZM110 155H111V154H110ZM110 155H109V156H110ZM114 155H115V154H114ZM121 155H122V154H121ZM136 155H137V153H136ZM141 155H142V154H141ZM146 155H147V154H146ZM225 155H226V154H225ZM234 155H235V154H234ZM239 155H240V154H239ZM242 155H243V154H242ZM242 155H240V156H242ZM261 155H262V154H261ZM263 155H264V154H263ZM13 156H14V155H13ZM88 156H89V155H88ZM99 156H100V155H99ZM117 156H118V155H117ZM123 156H124V155H123ZM123 156H121V157H123ZM128 156H129V155H128ZM144 156H145V155H144ZM144 156H143V157H144ZM160 156H161V155H160ZM252 156H253V154H252ZM259 156H260V155H259ZM34 157H35V156H34ZM34 157H33V158H34ZM93 157H94V156H93ZM95 157H96V156H95ZM114 157H116V156H114ZM132 157H135V156H134V155H133V156L131 155V158H132ZM157 157H158V156L156 155V158H157ZM226 157H227V155H226ZM35 158H37V157H35ZM123 158H124V157H123ZM125 158H127V157H125ZM131 158H130V159H131ZM145 158H146V157H145ZM161 158H162V156H161ZM239 158H241V157H239ZM14 159H16V158H14ZM17 159H18V158H17ZM39 159H40V158H39ZM84 159H85V158H84ZM101 159H102V158H101ZM104 159H105V158H104ZM108 159H109V158L107 157V160H108ZM114 159H115V158H114ZM117 159H119V157H118ZM143 159H144V158H143ZM229 159H231V157H230ZM237 159H238V158H237ZM237 159H235V161H236ZM244 159H245V158H244ZM247 159H248V158H247ZM9 160H10V159H9ZM92 160H94V159H92ZM96 160H97V159H96ZM96 160H94V161H96ZM126 160H128V159H126ZM232 160H233V158H232ZM245 160H246V159H245ZM102 161H103V160H102ZM133 161H134V159H133ZM142 161H143V160H142ZM222 161H223V159H222ZM227 161H228V159H227ZM227 161H226V162H227ZM75 162H76V161H75ZM85 162H86V161H85ZM88 162H89V161H88ZM98 162H99V161H98ZM137 162H138V161H137ZM161 162H162V161H161ZM237 162H238V160H237ZM242 162H243V161H242ZM246 162H247V161H246ZM248 162H249V161H248ZM9 163H10V162H9ZM11 163H12V162H11ZM91 163H92V162H91ZM103 163H104V162H103ZM109 163H110V162H107V163H105V165H107V164H109ZM131 163H132V162H131ZM131 163H130V164H131ZM135 163H136V162H135ZM162 163H163V162H162ZM224 163H225V162H224ZM85 164H86V163H85ZM101 164H102V163H101ZM110 164H111V163H110ZM130 164H129V167H130ZM144 164H145V163H144ZM146 164H147V163H146ZM227 164H232V162H231V163H230V162H229V163L227 162L226 165H227ZM235 164H236V163H235ZM235 164L233 163L232 165L235 166ZM244 164H245V163H244ZM86 165H87V164H86ZM102 165H103V164H102ZM135 165H136V164H135ZM156 165H157V164H156ZM165 165H166V164H165ZM223 165H225V164H223ZM226 165H225V166H226ZM232 165H231V166H232ZM247 165H248V164H247ZM6 166H7V165H6ZM103 166H104V165H103ZM241 166H242V164H241ZM241 166H240V167H241ZM245 166H246V164H245ZM249 166H250V165H249ZM7 167H9V166H7ZM12 167H13V166H12ZM115 167H116V166H115ZM138 167H139V166H138ZM151 167H152V166H151ZM82 168H83V167H82ZM99 168H100V167H99ZM104 168H105V167H104ZM245 168H246V167H245ZM249 168H250V167H248V169H249ZM86 169H87V168H86ZM97 169H98V168H97ZM108 169H109V168H108ZM111 169H113V164H112ZM138 169H139V168H138ZM159 169H160V168H158V171H159ZM239 169H240V168H239ZM241 169H242V168H241ZM246 169H247V168H246ZM89 170H90V169H89ZM125 170H126V169H125ZM127 170H128V169H127ZM224 170H225V169H224ZM229 170H230V168H229L227 171H229ZM235 170H237V169H235ZM235 170H234V171H235ZM83 171H84V170H83ZM96 171H97V170H96ZM101 171H102V170H101ZM114 171H115V170H114ZM148 171H149V170H148ZM232 171H233V170H232ZM92 172H93V171H92ZM151 172H152V171H151ZM153 172H154V171H153ZM156 172H157V171H156ZM225 172H226V171H225ZM80 173H82V172H80ZM86 173H87V172H86ZM89 173H90V172H89ZM120 173H121V172H120ZM123 173H124V171H123ZM235 173H236V172H235ZM235 173H234V174H235ZM68 174H69V173H68ZM104 174H105V173H104ZM118 174H119V173H118ZM131 174H132V173H131ZM229 174H230V173H229ZM234 174H233V175H234ZM240 174H243V172H241ZM245 174H247V172L244 173V176H245ZM8 175H9V174H8ZM74 175H75V174H74ZM86 175H87V174H86ZM96 175H97V173H96ZM112 175H113V174H112ZM114 175H115V174H114ZM119 175H120V177L122 176L121 174H119ZM129 175H130V174H129ZM129 175H128V176H129ZM154 175H155V174H154ZM236 175H237V173H236ZM102 176H103V175H102ZM126 176H127V175H126ZM133 176L136 177V175H133ZM137 176H138V175H137ZM237 176H238V175H237ZM252 176H254V175H252ZM67 177H68V176H67ZM71 177H72V176H71ZM78 177H79V176H78ZM120 177H119V178H120ZM122 177H124V175H123ZM122 177H121V178H122ZM130 177H131V176H130ZM138 177H139V176H138ZM241 177H242V176H241ZM11 178H12V176H11ZM61 178H62V177H61ZM79 178H80V177H79ZM94 178H95V177H94ZM116 178H117V177H116ZM126 178H127V177H126ZM234 178H235V177H234ZM242 178H243V177H242ZM81 179H82V178H81ZM105 179H106V178H105ZM138 179H140V178H138ZM239 179H240V178H239ZM246 179H247V177H246ZM10 180H12V179H10ZM68 180H69V179H68ZM71 180H72V179H71ZM113 180H114V179H113ZM118 180H119V179H118ZM127 180H128V179H127ZM131 180H132V179H131ZM249 180H250V179H248V181H249ZM80 181H81V180H80ZM105 181H106V180H105ZM105 181H104V182H105ZM134 181H135V180H134ZM63 182H64V181H63ZM82 182H83V181H82ZM110 182H113V181H110ZM131 182H132V181H131ZM242 182H244V181L242 180ZM53 183H54V182H53ZM115 183H116V182H115ZM118 183L120 184L119 181H118ZM127 183H128V182H127ZM163 183L165 184V182H163ZM229 183H230V182H229ZM71 184H72V183H71ZM78 184H79V183H78ZM108 184H109V182H108ZM131 184H132V183H131ZM131 184H130V185H131ZM166 184H167V183H166ZM232 184H233V183H232ZM240 184H241V183H240ZM51 185H52V183H51ZM51 185H50V186H51ZM75 185H76V184H75ZM112 185H113V183H112ZM126 185H127V184H126ZM134 185H136V184L134 183ZM106 186H107V185H106ZM128 186H129V185H128ZM169 186H170V185H169ZM82 187H83V186H82ZM130 187H132V186H130ZM116 188H117V187H116ZM167 188H168V187H167ZM237 188H238V187H237ZM58 189H59V188H58ZM73 189H74V188H73ZM111 189H112V188H111ZM45 190H46V189H45ZM59 190H60V189H59ZM79 190H80V189H79ZM135 190H136V189H135ZM165 190H166V189H165ZM67 191H68V189H67ZM131 191H132V190H131ZM163 191H164V190H163ZM47 192H48V191H47ZM50 192H51V191H50ZM50 192H49V193H50ZM84 192H85V191H84ZM115 192H116V191H115ZM134 192H135V191H134ZM238 192H239V191H238ZM246 192H247V191H246ZM62 193H63V192H62ZM78 193H79V192H78ZM87 193H89V192H87ZM101 193H102V192H101ZM120 193H121V192H120ZM125 193H126V192H125ZM131 193H133V192H131ZM139 193H140V191H139ZM54 194H55V193H54ZM70 194H71V193H70ZM85 194H86V193H85ZM111 194H112V193H111ZM114 194H115V193H114ZM127 194H128V193H127ZM134 194H135V193H134ZM249 194H250V193H249ZM252 194H253V193H252ZM65 195H66V194H65ZM89 195H90V194H89ZM187 195H189V194H187ZM187 195H186V196H187ZM244 195H245V194H244ZM246 195H248V194H246ZM253 195H254V194H253ZM80 196H81V194H80ZM134 196H136V195H134ZM141 196H142V195H140V197H141ZM189 196H191V195H189ZM99 197H100V196H99ZM99 197H97V198L99 199ZM120 197H121V196H120ZM247 197H248V196H247ZM250 197H251V196H250ZM124 198H125V197H124ZM189 198H190V197H189ZM251 198H252V197H251ZM89 199H90V198H89ZM93 199H94V198H93ZM126 199H127V197H126ZM131 199H132V198H131ZM134 199H135V198H134ZM137 199H138V198H137ZM218 199H220V198H218ZM248 199H249V198H248ZM79 200H80V199H79ZM90 200H91V199H90ZM140 200H141V199H140ZM142 200H143V199H142ZM142 200H141V201H142ZM173 200H174V199H173ZM185 200H186V199H185ZM105 201H106V199H105ZM133 202H134V201H133ZM180 202H181V201H180ZM213 202H214V201H213ZM56 203H57V202H56ZM79 203H80V201H79ZM141 203H142V202H141ZM178 203H179V202H178ZM185 203H186V202H185ZM188 203H189V202H188ZM188 203H187V204H188ZM81 204H82V203H81ZM83 204H84V203H83ZM125 204H126V203H125ZM137 204H138V203H137ZM210 204H211V203H210ZM214 204H215V203H214ZM99 205H100V203H99ZM221 205H222V204H221ZM232 205H233V204H232ZM234 205H235V204H234ZM96 206H97V205H96ZM134 206H136V205H134ZM137 206H138V205H137ZM142 206H143V205H142ZM177 206H178V205H176V206H174V207H177ZM189 206H190V205H189ZM196 206H197V205H196ZM199 206H200V205H199ZM212 206H213V205H212ZM216 206H217V205H216ZM229 206H230V205H229ZM253 206H254V205H253ZM132 207H133V206H132ZM138 207H140V206H138ZM214 207H215V206H214ZM220 207H221V206H220ZM188 208H189V207H188ZM197 208H198V207H197ZM208 208H209V207H208ZM230 208H231V207H229V209H230ZM232 208H233V207H232ZM69 209H70V208H69ZM93 209H94V208H93ZM192 209H193V208H191V210H192ZM194 209H195V208H194ZM200 209H201V208H200ZM212 209H213V208H212ZM215 209H216V208H215ZM263 209H264V208H263ZM90 210H91V209H90ZM186 210H187V209H186ZM195 210H196V209H195ZM205 210H206V208H205ZM208 210H209V209H208ZM217 210H218V209H217ZM223 210H224V209H223ZM108 211H109V210H108ZM121 211H122V210H121ZM135 211H137V210H134V212H135ZM187 211H188V210H187ZM192 211H193V210H192ZM219 211H220V210H219ZM111 212H113V211H111ZM117 212H118V211H117ZM71 213H72V212H71ZM114 213H115V212H114ZM126 213H127V212H126ZM193 213H194V212H193ZM259 213H260V212H259ZM72 214H73V213H72ZM92 214H93V213H92ZM110 214H111V213H110ZM133 214H134V213H133ZM141 214H142V213H141ZM143 214H145V213L143 212ZM207 214H208V213H207ZM220 214H221V213H220ZM249 214H250V213H249ZM121 215H122V214H121ZM128 215H129V214H128ZM135 215H136V214H135ZM195 215H196V214H195ZM203 215H205V214H203ZM222 215H223V214H222ZM236 215H237V214H236ZM239 215H240V214H239ZM250 215H251V214H250ZM256 215H257V214H256ZM81 216H82V215H81ZM105 216H106V215H105ZM111 216H112V215H111ZM116 216H118V215H116ZM196 216H197V215H196ZM205 216H207V215H205ZM209 216H210V215H209ZM213 216H214V215H213ZM125 217H126V216H125ZM129 217H130V215H129ZM135 217H136V216H135ZM100 218H101V217H100ZM131 218L134 219V217H132V215H131ZM131 218H130V219H131ZM141 218H142V217H141ZM202 218H203V217H202ZM204 218H205V217H204ZM242 218H243L242 216L239 217V219H242ZM251 218H252V217H251ZM251 218H250V219H251ZM92 219H93V218H92ZM116 219H117V218H116ZM127 219H128V217H127ZM127 219H126V220H127ZM97 220H98V219H97ZM119 220H120V219H119ZM126 220H125V221H126ZM204 220H205V219H204ZM223 220H224V219H223ZM108 221H109V220H108ZM116 221H117V220H116ZM123 221H124V220H123ZM125 221H124V224L126 223ZM102 222H103V221H102ZM142 222H143V221H142ZM238 222H239V221H238ZM252 222H253V221H252ZM118 223H119V222H118ZM128 223H129V222H128ZM128 223H127V224H128ZM132 223H133V222H132ZM249 223H250V222H249ZM120 224H121V222H120ZM141 224H142V223H141ZM141 224H140V225H141ZM246 224H247V223H246ZM122 225H123V224H122ZM132 225H133V224H132ZM247 225H248V224H247ZM247 225H246V226H247ZM255 225H257V224H255ZM83 226H84V225H83ZM129 226H130V225H129ZM129 226H128V227H129ZM224 226H225V225H224ZM226 226H227V228H228V225H226ZM252 226H253V225H252ZM121 227H122V226H121ZM141 227H142V226H141ZM240 227H241V226H240ZM257 227H258V226H257ZM105 228H106V227H105ZM223 228H224V227H223ZM127 229H128V228H127ZM130 230H132V229H130ZM133 230H135V229H133ZM137 230H138V229H137ZM112 231H113V230H112ZM125 231H126V229H125ZM128 231H129V230H128ZM138 231H139V230H138ZM141 231H142V230H141ZM221 231H222V230H221ZM221 231H220V232H221ZM232 231H233V230H232ZM256 231H257V230H256ZM263 231H264V229H263ZM3 232H4V230H3ZM3 232H2V233H3ZM12 232H13V231H12ZM136 232H137V231H136ZM247 232H248V231H247ZM249 232H250V234H249L247 237L244 236V237H246V239H249V241H248V245H250V244L252 243L251 241H253L254 239H255V241H257V239H258V238H256V237H257V235H255L256 233H254L253 231H250V230H249ZM0 233H1V232H0ZM10 233H11V232H10ZM118 233H119V232H118ZM222 233H223V232H222ZM7 234H8V233H7ZM86 234H87V233H86ZM106 234H107V233H106ZM124 234H126V232H125ZM130 234H131V233H130ZM218 234H219V233H218ZM230 234H231V233H230ZM245 234H246V233H245ZM247 234H248V233H247ZM247 234H246V235H247ZM15 235H16V234H15ZM107 235H108V234H107ZM222 235H223V234H222ZM263 235H264V233H263ZM0 236H1V235H0ZM11 236H12V235H11ZM25 236H26V235H25ZM111 236H112V235H111ZM117 236H118V235H117ZM126 236H127V235H126ZM131 236H132V234H131ZM211 236H212V235H211ZM224 236H226V234H225ZM228 236H230V235H228ZM261 236H262V235H261ZM18 237H19V236H18ZM120 237H121V235H120ZM128 237H129V236H128ZM214 237H215V235H214ZM214 237H212L211 239L214 240ZM216 237H217V235H216ZM231 237H232V236H231ZM231 237H230V238H231ZM239 237H240V236H239ZM124 238H125V237H124ZM130 238L132 239V237H130ZM220 238H221V237H220ZM259 238H260V236H259ZM209 239H210V238H209ZM237 239H238V238L236 237V240H237ZM243 239H245V238H243ZM216 240L218 241V239H216ZM216 240H215V243H216ZM225 240H226V239H225ZM227 240H228V239H227ZM234 240H235V239H234ZM261 240H262V238H261ZM131 241H132V240H131ZM134 241H135V240H134ZM140 241H141V239H140ZM140 241H139V242H140ZM208 241H209V240H208ZM237 241H238V240H237ZM239 241H241V240H239ZM258 241H259V239H258ZM258 241H257V242H258ZM18 242H19V241H18ZM210 242H211V241H209V243H210ZM213 242H214V241H213ZM229 242H230V241H229ZM244 242H245V240H244ZM259 242H261V241H259ZM259 242H258V243H259ZM135 243H136V242H135ZM222 243H223V242H222ZM222 243H221V244H222ZM254 243H255V242H254ZM15 244H16V243H15ZM84 244H86V243H84ZM139 244H140V243H139ZM229 244H231V243H229ZM229 244H228V245H229ZM31 245H32V244H31ZM116 245H117V244H116ZM136 245H137V244H136ZM213 245H214V243H213ZM213 245H211V247H212ZM222 245H223V244H222ZM225 245H226V244H225ZM254 245L256 246V244H254ZM129 246H130V245H129ZM214 246H215V245H214ZM81 247H82V246H81ZM139 247H141V246H139ZM209 247H210V246H209ZM226 247H227V246H226ZM231 247H232V246H231ZM234 247H235V246H234ZM248 247L251 248L250 246H248ZM134 248H136V247L134 246ZM222 248H223V247H222ZM249 248H248V249H249ZM254 248H256V247H254ZM262 248H263V247H262ZM119 249H120V248H119ZM141 249H142V248H141ZM220 249H221V247H220ZM231 249H232V248H231ZM236 249H237V248H236ZM256 249H257V248H256ZM260 249H261V248H260ZM260 249H259V250H260ZM120 250H121V249H120ZM120 250H119V251H120ZM134 250H135V249H134ZM204 250H205V249H204ZM212 250H213V249H212ZM222 250H223V249H222ZM243 250H245V248H244ZM115 251H116V250H115ZM126 251H127V250H126ZM143 251H144V250H143ZM214 251H215V248H214ZM249 251H250V250H249ZM253 251H254L253 253H255V250H253ZM257 251H258V250H257ZM260 251H261V250H260ZM260 251H258V252H260ZM262 251H263V249H262ZM262 251H261V253H262ZM88 252H89V251H88ZM122 252H123V251H122ZM131 252H132V251H131ZM137 252H138V251H137ZM231 252L234 253V251H231ZM242 252H243V251H242ZM250 252L252 253V251H250ZM250 252H249V253H250ZM73 253H75V252H73ZM143 253H144V252H143ZM215 253H216V252H215ZM219 253H220V252L217 253V256H218ZM226 253L228 254V253H230V252H226ZM226 253H225V254H226ZM246 253H247V252H246ZM246 253H245V254H246ZM249 253H248V254H249ZM125 254H126V253H125ZM127 254H128V253H127ZM138 254H140V253H138ZM175 254H176V253H175ZM178 254H179V253H178ZM200 254H201V253H200ZM200 254H198V255H200ZM227 254H226V255H227ZM230 254H231V253H230ZM241 254H242V253H241ZM256 254H257V253H256ZM6 255H7V254H6ZM131 255H132V253H131ZM136 255H137V254H136ZM179 255H180V254H179ZM220 255H221V254H220ZM222 255H223V254H222ZM239 255H240V254H239ZM242 255H243V254H242ZM249 255H250V254H249ZM251 255H252V254H251ZM258 255H259V254H258ZM260 255H261V254H260ZM263 255H264V254H263ZM76 256H77V255H76ZM81 256H82V255H81ZM137 256H139V255H137ZM172 256H173V255H172ZM212 256H213V255H212ZM223 256H224V255H223ZM243 256H244V255H243ZM247 256H248V255H247ZM58 257H59V256H58ZM63 257H65V256H63ZM199 257L201 258V255H200ZM218 257H219L220 260H223V259H221L220 256H218ZM224 257H225V256H224ZM234 257L236 258V256H234ZM257 257H258V256H257ZM260 257H261V256H260ZM4 258H5V257H4ZM124 258H125V257H124ZM166 258H167V256H166ZM168 258H170V257H168ZM178 258H179V257H178ZM182 258H183V257H182ZM185 258H186V257H185ZM191 258H192V257H191ZM200 258H199V259H200ZM231 258H232V260L234 259V258H233V255L231 256ZM244 258H245V257H244ZM244 258H243V259H244ZM248 258H251V257H248ZM11 259H12V258H11ZM135 259H137V258H135ZM170 259H171V258H170ZM173 259H175V258L173 257ZM183 259H184V258H183ZM192 259H193V258H192ZM192 259H189V260L192 261ZM228 259H230V257H229ZM228 259H227V260H228ZM251 259H252V258H251ZM254 259H255V258L253 257V261H254ZM8 260H9V259H8ZM116 260H117V259H116ZM175 260H176V259H175ZM187 260H188V259H187ZM197 260H198V258H197ZM200 260H201V259H200ZM202 260H203V259H202ZM227 260H226V262H227ZM256 260H257V259H256ZM256 260H255V261H256ZM16 261H17V260H16ZM69 261H70V260H69ZM170 261H171V260H170ZM173 261H174V260H173ZM178 261H179V260H178ZM178 261H174V264H175L176 262H178ZM223 261H224V260H223ZM230 261H231V259H230ZM243 261H244V260H242V262H243ZM250 261H251V260H250ZM258 261H260V260H257V262H258ZM263 261H264V260H263ZM13 262H14V261H13ZM17 262H18V261H17ZM37 262H38V261H37ZM115 262H116V261H115ZM120 262H121V261H120ZM162 262H164V261H162ZM179 262H180V261H179ZM182 262H183V261H182ZM197 262H199V260H198ZM200 262H201V261H200ZM219 262H220V261H219ZM226 262H225V263H226ZM233 262H234V261H233ZM237 262H238V261H237ZM244 262H245V261H244ZM251 262H252V261H251ZM15 263H16V262H15ZM22 263H23V262H22ZM84 263H85V262H84ZM116 263H117V262H116ZM165 263H167V261H165ZM183 263H184V262H183ZM183 263H182V264H183ZM185 263H186V262H185ZM185 263H184V264H185ZM189 263H190V262H189ZM191 263H192V262H191ZM220 263H221V262H220ZM240 263H241V262H240ZM113 264H115V263H113ZM118 264H119V263H118ZM161 264H162V263H161ZM186 264H187V263H186ZM194 264H195V263H194ZM210 264H211V263H210ZM216 264H217V263H216ZM222 264H224V262H223ZM227 264H228V263H227ZM230 264H232V263H230ZM233 264H234V263H233ZM248 264H249V263H248ZM257 264H258V263H257ZM260 264H262L261 261H260Z\"/></svg>",
	"mask_w": 264,
	"mask_h": 264
}]
</instances>
